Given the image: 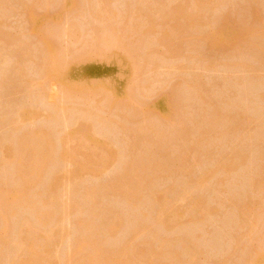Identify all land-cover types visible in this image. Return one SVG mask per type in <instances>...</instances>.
I'll return each instance as SVG.
<instances>
[{"label":"rangeland","instance_id":"obj_1","mask_svg":"<svg viewBox=\"0 0 264 264\" xmlns=\"http://www.w3.org/2000/svg\"><path fill=\"white\" fill-rule=\"evenodd\" d=\"M0 1H2V2H0L1 3L0 4V34L2 33L6 37V39H3L4 36L2 37V40L0 39V41L2 42L0 44V71H1V73H0V122H1L0 123V144H2V145H3V143H5L3 141H8L10 136H11V140L15 139L13 142L16 143L15 141L17 140L18 136H21L23 134L33 132L35 130H39L42 128H43V130L45 129L49 134L52 133L50 135L53 138L54 137L56 138V136H58V132L61 130V128L66 127L65 125H62V124L59 126L57 123V120L55 121L57 123L56 125H53L54 122L51 123L53 120L51 122H47L46 120H43L44 118L45 119L47 118V120L49 118L46 116L48 111H47V113L45 111L47 109V108L45 109V107H48V106H46V105L43 106L44 104L42 105V103L49 104V106L51 104L53 106L54 105L57 106L58 104L61 103V102L59 103V101H61L62 99H63L62 100L63 104H65V102H66V101L64 102V97L62 98L61 89L56 82L46 81V83L44 84L42 77H40L41 76L40 73L42 72L41 67L43 64H45V55H44L45 52L43 51L44 50L43 42L46 39L51 41L52 50L56 54H60V55H58V56H61L60 61L66 60V62L72 61L73 63H77L76 56H79V54H82L83 51L85 52V50H88L90 42H93L92 39H90V38L92 37V35L94 33L96 34L97 27L99 29L101 28V26H102L101 23H103V25L105 24L104 25L105 27H106V24H108L107 29L104 28V26H103L104 31H107V33L110 32L112 28L117 27V28H120L119 30H121V32H120L118 29L117 30L115 29L116 31L119 32L118 35L120 33L125 35L124 34V33H126V32H124L125 31V25L127 26L126 29L128 30V29H130V27L132 29V23L133 22L137 21L136 24L134 23L135 26L140 22V20L142 21L140 23L148 24V22L146 20L149 21V20H151V18H154V19H152L153 21H151L152 23L149 22L151 32L149 30L148 35H149V33H150V35L148 37V35L146 33L147 39L144 40V41H146L144 43H147V42H149V43H147V45H144L143 41H141L143 43V44L141 43L143 45V47H141V48H143V49L139 50V49H137L138 45L135 46V44L138 41H140V40H142V38H144L143 35H142V38H141V36H138V37H135V36L132 37L131 36L130 37L131 40L129 39V42L131 41L132 44L135 43L134 45H132V46L129 45V46L134 47V48L136 47L135 49L139 52L141 51V53H143V54L146 53L147 50H148V52L150 49L152 50V52H151L152 55L150 54V52H149V54L147 53V55L145 54L144 56H143V54H141V56H142L141 57V64L144 63V62H142L143 60L146 61L147 59L150 58L148 61H146L145 64H143V66L141 68V71H143V73L142 74H141V72L138 73L139 78L142 80V82H144L145 80L147 82H149V83H147L145 81L147 84H144L145 82L143 83L144 86L149 85V87L146 86V87L142 88L145 91L144 94L142 92L143 90L140 89L141 94L144 95L143 97H142V95L139 94L140 90L138 93L139 95L136 94L137 97L136 96L131 97V101H129V102L124 101V97L122 95L121 96L118 95L115 98L114 104H112V106L107 105L108 103H104L105 101L101 102L100 103L101 105H99V107H102V108H100L99 111L97 110L98 109L97 107H96V109L93 107L94 103H95V101L93 103V100H96V98H93V99L90 97H88L86 99L81 98V101L84 103V104L82 103L83 108L80 107V105H81L80 103H79L80 105L79 104L77 105V103L74 104L75 101L80 102V100H77L78 98H73V99H75L74 101L70 100V99H69L70 101H68V102L73 101V103H70V105H73L72 107H74L75 109L84 110L85 109L84 106L85 107L89 106V107H87L88 109H86L89 112L92 113V111H93V113L95 115L97 113H99V114L101 113L103 118H104V116L105 117L110 116L112 118H109L108 120L114 119L115 121H117V123H115L116 125L113 124L115 122L114 120H113V122L109 121L112 123L111 125L108 126V127L111 126L110 127L111 129L110 128L108 129V127L107 128L103 127V130H101L102 126L103 125L105 126V124H103L104 122H102V119H100V121H101L100 123H102L103 125L100 126L99 127L100 130L97 131V129H98L97 125L98 126L101 125L99 123V116L97 114L96 117L98 116V122L96 119H94V120L98 124L95 125L96 122L93 123L94 120H93V122H91L92 118L90 119V122L93 123L95 127H97L96 132L93 133L92 131L94 130V128L91 129L92 124L90 125L87 122L82 123L80 121H76V122L74 121L75 122V124H74V122L72 123L69 121L70 119L73 120V118H71V117H69V119L66 118V120L68 119L67 121L61 120V123L63 121V122H65V124H67V128L69 127L68 129L66 128L67 129L66 132H68L71 137L74 136L72 138L73 140H74V138H76L78 136V134L84 135L86 132L88 133V130H91L89 132H92V135H93L92 137L94 139L91 142H86V143H84V145L82 143H80L79 147L82 145L81 146L82 148L80 147L78 153H76V157L78 155L77 160L78 161L80 160V162H82V161H85L84 159H86V161H88L89 156H90L91 159H93L94 161L96 160V162H98L101 158H104V156L101 153L103 151H105V149L103 150V148L101 146H99V143H97L99 140V137L103 136L104 134H106V136H103V137H105L106 141H108L107 142L108 145H109V142H111L110 143L111 147L116 146L117 148L116 147H114V148L119 149L120 153L118 152V154H116L115 149H112L111 147H109L110 151L114 152L113 156L116 154L117 157L120 158L118 155H120V156L122 155L121 157H123L124 159H119L121 162L119 160L117 161V157L116 158L111 157V159L109 158L110 160L107 159L108 162L106 160L105 161L106 163H104V165H105L104 169L105 170L102 172H99V171L93 172L90 170H86V171H82L79 173V176L82 177L81 178L82 181H80L79 182L80 184H78V185H80V186L82 185L83 187H80V186L76 187L77 192H75V195H77V196L72 195V197H73L71 200L72 204L70 206L71 207L70 210H72V212L71 213L69 212V214H70L69 217H71V219L68 217L67 222H69V224L68 225L66 224L65 225L66 227L64 225L63 226L66 229L69 228L68 229L69 232L73 234L76 231V228H75L76 224L73 225L75 222V218H76V220L78 219V217L81 219H87L88 216H91V218L93 217V219H94V220H92L89 217L92 220L91 222L95 223L97 230H99L101 228H104L103 226H98V224L101 225L100 222H101L103 216H104V218H103L104 222L107 221L105 219L106 216L107 217L112 216V215L108 216L109 215L108 209H109L110 213L114 209L118 212V214L119 213L121 214L124 211V215H122V214L121 215L117 214V215L120 216L121 218H123L124 219L123 221L127 220V222H129V225H128V223L126 224L125 222H123L124 227L121 228L122 231L121 230H119V232L116 231V233H114V235H113L114 237L112 236V237L108 238L109 242L108 241L107 242L109 244L106 243L107 247L111 246L110 248H113L114 246L119 245L120 240H121L120 243H122V244H123L124 240L129 241L131 239V237L129 239V236H131V235H128V234H131L130 233L131 230L133 231V229H134L133 226L135 227V224L138 225V224H141V222L143 223V221H145V219L142 218V215H147L148 220H146V222L148 225L147 224L146 225L149 226L151 231H155L158 234V236L161 237V239L163 236L162 240H164V241H166V239L170 240V238H171V242L168 241L169 245L167 243H165L164 251L172 250V252L174 253L176 250H178L181 253L180 259L182 260V262L186 259V257H187L186 260H188V257H190L189 254H187L188 256H186L184 254L189 253L191 251V250L189 251L188 248H186V251H184L185 249L183 250L182 246H184V248H185L186 244L189 246V244L187 242L190 243V241H191L190 249H192L191 248L192 245L195 247L198 246L197 248L193 247V249H192L193 254L198 253L197 250L200 249V250H198L200 252L197 254V257H196L197 259L196 258L194 259L195 260L194 264H220V263L221 264H249L251 258L254 257V254L258 251V249H262L264 247V220H263L264 219V216H263L264 210L262 209L264 207V190H263L264 185H262L264 183V0H214L215 2L217 1L218 4L219 3L221 4V5L219 4L218 6H216L215 2H213V4L216 7L214 5H211L213 0H208V1L202 0L204 2V4L209 2V3H207L208 8H209V6H211V8L213 7V9H214V10L213 9L211 10V8H209V10L204 9V12H203L202 8H200V7H202L201 5H199L200 3L198 5L195 4V2H194L195 0H168V1L163 0L164 1L163 3H162V0H145V1L144 0H142V1L141 0H109V2H108V0H107V2H106V0H104L106 2V4H108V7H106V4L103 2V0H98V1L92 0L93 1V3H91L92 5L89 4L90 3L89 0H84V3L82 2L84 8H83L82 3H81V1H83V0H78V3L80 4V5L78 4V10L77 9H75L76 11L70 10L69 11L70 13L67 12L68 14L64 13L62 18H61L62 21H59V24L54 23L55 25H53V22H51L50 19L43 21L44 24H43V22L41 24V26L42 25L43 26L42 27L40 26L39 30L35 34L32 33V31H31L32 28H31V24L29 21L30 20L29 19L30 14L37 15V16L41 17L42 14L44 15V13H48L51 16L59 9L58 7L61 4L60 0H55V2L58 1L56 3L52 2L53 0L52 1L49 0L50 2L48 0H0ZM99 1H101V3L105 4V6H103V4H102V8L106 7L107 9H109V12L111 10L110 13H112L114 11H115L114 13H116V12L118 13V14L116 13L117 15H115L117 18H114V20L111 19L113 23L111 22V20H110L111 17L108 14L107 15H108V17H110L109 20L111 23H109V20L105 21L106 23H104V20L108 19L107 18V19L103 20V16H104V18L107 17V15L105 16V13L103 16L101 15L102 16L101 19L103 22H101L98 18H97L98 19V22H97L96 19L94 20L95 16H93V15L91 16V9H89V8H93L95 6L94 7L95 10L99 9L100 5H101V4L99 5V3H98ZM202 1L200 0V2H202ZM48 2L50 4H47ZM95 2L98 3L97 6H96L97 3H95ZM192 3H193V5H192ZM56 4H58V5L55 6ZM85 4L87 5L88 8H86ZM93 4H94V6H93ZM163 5L164 6L166 5V6L164 7ZM183 5L187 6L186 9L183 7ZM204 6H207V5L205 4ZM40 7H42V8H40ZM96 7H98V8H96ZM144 7H147L146 10H144L145 9ZM155 7L157 9H155ZM176 7H178V8L183 7L185 9V11L188 9L186 12H184L186 14H190V13L192 14L194 12L195 13L196 12H202L204 17H206V18L209 17V18L208 19L205 18V20L203 18L201 21L202 25L200 23L198 26H196L198 29L193 28V26L191 27V25L190 26L188 24L186 25V23H183L180 20H178L177 18H179V16L177 18H176V16H173V17L170 16V13L172 14V12H173L172 11L173 8H176ZM106 8H104V9H106ZM160 8L161 9H170L171 8L169 10L170 11L169 14L165 13L164 10L163 11L161 10L163 13L160 11L162 14H164V13L167 14L166 15L167 17L170 16L169 19L164 20L167 18L165 16V14L161 17V14H159V12H158L160 10ZM178 8H176V10ZM104 9H102V11ZM142 9L146 12L144 13V11ZM151 9L152 10L155 9L154 11H157L159 9L157 11L158 14H156V12H154L156 15L154 14V16H152V10ZM184 9H183V11H184ZM100 10L101 9H99L97 11H100ZM147 10H150V14H151L150 16L148 15L149 19L147 18L145 20L143 17V20H142L141 17H142V15L144 16V14L146 15ZM141 11H143V12L141 13ZM174 11H175V9H174ZM79 12H80V14H79ZM84 12L87 14H85ZM88 12H90V13H88ZM208 12H211V13L206 14ZM76 13H77V16H76ZM81 13H83V14L81 15ZM123 14H126V15L124 16ZM120 16H122L121 17L122 20H123V16H124V19L127 18V20H125L126 24L124 23L125 22L124 20H123L124 22H122L121 18L119 20L120 22L115 21ZM164 16H165V18H164ZM91 17H93L92 19L94 22L91 20ZM137 18H139V19H137ZM162 18H164V19H162ZM159 19L162 21H160ZM224 19L227 21H225ZM228 20H230V23L228 22ZM154 21H156L154 25H157V23H158V26L153 25ZM164 21H166V22L164 23V26H163L164 28L163 27L162 28L165 31L167 28L168 31L174 33L173 34L174 40L171 39L172 42H170V43L173 44V42H174L173 48H174V46L175 47L178 46L174 49L172 48V50L176 51L178 49L177 53H179V54L177 56L180 57V58L177 57V59H178L177 60L176 55L172 56V57H174L173 59H171L169 56L168 57V59L170 58V61L168 60L169 62L166 59H164L165 61H167V63L164 62L163 57H166L168 55H165L164 52L166 50L164 52H163V50L166 49L165 46H167L168 44L170 45V43H168V44L166 43L167 45L164 46L163 45L164 43H162L163 41L159 37V34L161 36V31H164V30L160 31L159 22H164ZM183 21H184V19H183ZM203 21H205V22L203 23ZM89 22H91V23L89 24ZM225 22H228L231 26H233L232 28H234V29L231 30V32L235 31V34L229 32L228 34L229 35L231 34V35L228 36V34H227V36H226L227 38H224L220 34L221 28L223 27V23H225ZM87 23H88V25H87ZM179 23H183V24L181 25ZM46 24H48V25H46ZM51 24L54 26L53 28H55V29L58 28V29H56V30L54 29V30L50 31L51 27H52ZM66 25H68V26H66ZM91 25H92V30H93V27H96L94 29L95 32L93 34L90 32L91 31ZM121 25L122 26L124 25V27H122ZM175 25L179 29L180 28H182V29H180L179 32H178V30L176 32ZM78 26H80V27H78ZM137 27H139V26H137ZM145 27H147V26H145ZM145 27H144V29H145ZM170 27H171L172 31L170 30ZM62 28H63V30H66V28L68 30L70 28L68 30V31H70V33H73V30L76 32L80 31V38H82L80 40H83L82 43L85 40L86 44H85V42H84V44H82L81 42H79L80 40H78L77 38L76 39L79 43H77V41H75V42H73V44H70V43H72L73 38L76 35L79 36V34L76 33L75 36L73 35L74 37L71 34H69L72 37L71 38L72 40H71L70 38L66 37L67 35L65 36V34H67L69 32L67 31V33H66V31H65V34H64V31L62 30ZM142 28H141V30H143ZM199 28H200V30H199ZM46 29H47V31L49 30L50 33L52 32L50 35H48L49 31H48V33L46 32L48 37H46L47 35H45ZM60 29H61V31H60ZM71 29H72V31H71ZM101 30H102V28H101ZM136 30H134L133 32H130L131 30H128L130 33H126V34H128L127 37L129 35H131V33L134 34V32H136ZM158 30H159V32H158ZM54 31H55V35H57L56 32L58 31L57 36H54ZM122 31H123V33H122ZM138 31L140 32V29ZM138 31H137V34H138ZM59 32L61 34H59ZM112 32H113V30H112ZM180 32L182 33L181 35H179ZM196 32L197 33L200 32V34L197 35ZM141 33H142V31L139 34H141ZM206 33L214 35L213 36L214 37V44L208 45V43L203 41V38L201 36L206 34ZM62 34H64L65 37ZM89 34H91V35H89ZM98 34H99V32H98ZM113 34L114 33L110 32V35H113ZM115 34H117V32H115ZM108 35H109V33H108ZM93 36L96 37L95 35H93ZM156 36H157V38H156ZM13 38H15V40ZM67 38H68V40H70V43L67 40ZM132 38H136L137 41L136 40L133 41ZM170 38H171V36H170ZM10 39H12V40H10ZM86 39L89 41V43H87L88 41ZM9 40H10V42H9ZM127 40L125 42H128ZM3 41H4V43H3ZM12 41H14L15 45H17V46H15L14 43H12ZM159 41H162L161 42L162 44H159ZM7 43L8 44L12 43L11 45L13 47L8 46ZM17 43H19V44H17ZM139 43L140 42H138L137 44H139ZM126 44H128V43H126ZM148 44L151 45L152 48H150L151 46L149 47ZM157 44H159V45H157ZM20 45H22V46L28 45V46L26 48H24V47L19 48V47H22ZM144 46L148 47V48L145 47V49H147L145 52H144V50H145ZM161 47H163V48H161ZM12 48H15L16 50H19V49L24 50L25 49L24 53H22V51L19 50L20 54L22 53L23 57L21 55H19V51H17V53H15V50ZM10 49L12 50V52L14 51V53H12ZM29 49H30V51H28ZM67 51H70V52L68 53ZM80 51H81V53H80ZM161 51L163 52V54L165 56L160 53ZM43 52H44V54H43ZM70 53H71V55H70ZM27 54H28V56H27ZM29 55L31 56V58ZM64 55H65V60H64ZM139 55H140V53H139ZM162 55H163V57H162ZM18 57L19 58L21 57V59H23L25 57L24 59L26 60V62L23 61L24 59L21 60ZM66 57H67V59H66ZM1 58L2 59L5 58L7 64H5V60H3V62H1L2 61ZM142 58H143V60H142ZM159 58L161 61L158 60ZM74 61H76V62H74ZM18 62L19 63L23 62L22 63L23 65L19 64ZM40 62H42L41 65L39 64ZM83 64H81V65L78 64L79 67L80 66L83 67V68L80 67V69H82V70H80L81 72L83 71L84 67H86L88 65H94L95 66L96 64H99V63L95 62V60H92V61L85 62L84 65ZM169 64H170V66H169ZM20 65H22L23 67ZM38 65H40V66L38 67ZM71 65H73V64L71 63ZM75 65H77V64H75ZM145 65H146V67H145ZM21 67H22V69L24 68V70L20 69ZM111 67H113V66H111ZM114 69H112L113 72L112 73L110 72V75H109V77L111 79L108 77L111 80V82H113L114 77L117 76L119 73V72L118 73L115 72L116 70L119 71V69H117L116 66H114ZM21 70L24 72H21ZM39 70H40V72H39ZM74 70H75V72H80L79 68L78 69L75 68ZM19 72L23 73V76H21L22 74L19 76V74H20ZM120 72H121V70H120ZM114 73H116L117 75ZM24 74H25V77H24ZM79 74H81V73H79ZM113 74H114V76H113ZM111 75L113 76V79H112ZM20 77H21V79H20ZM22 78H24V79H22ZM158 79H159V81H157ZM20 80L23 82H21ZM152 80L154 81L155 84L157 83L156 86H158V87H156L155 85H153L154 86L153 87L152 84H154V83H151V85H150V82H152ZM123 81H125V80H123ZM155 81H157V82H155ZM26 82L28 84H26ZM41 84L44 85L45 90L47 87V92L45 91V94H43V95H45V97L47 96L46 102H44L45 101L44 99H46V98L42 94H40ZM159 87L161 89V92L164 91L163 92L164 95L167 94L169 96L168 99L171 102V103L169 102L170 103L169 109L173 108L172 109L173 111L169 110V113L173 114L172 118H174V116H175V119L173 121L171 120L172 115L170 116L171 121L159 122V121H161L160 119L157 121L159 115L156 114V111L152 110V108L150 109V105H152L153 101L155 100V99L151 100L152 98H154L152 96H154L155 93L157 94V91L160 92ZM194 87L199 88V89H195ZM151 88H153V90H151ZM154 88H157V89H154ZM147 90H148V92L150 90V93L151 92H153V93L150 94L147 92ZM154 90H156V91H154ZM198 90H200V91H198ZM119 91L120 90H118V92ZM196 91H198V92H196ZM115 92H116V90H115ZM193 92H195V93H193ZM135 93H137V92H135ZM146 93H147V95H146ZM198 93H200V94H198ZM194 94H195V96H194ZM40 95H41V97H40ZM138 96H141V97H138ZM147 96H150L152 98H149ZM34 97H35V100L38 98L39 101L38 100L34 101ZM60 97L62 98L61 100H60ZM92 97H94V96H92ZM144 97H147L148 99L147 98L144 99ZM198 97H200V98H198ZM42 98H44L43 99L44 101L42 100ZM138 98H139V100H138ZM201 98H202V100H201ZM83 99H84V101H83ZM135 99L137 100V103H136ZM40 100H41V102H40ZM101 100H102V98H101ZM202 101L205 103H203ZM68 102H66V103L68 104ZM98 102H100V101H98ZM240 102H242V103H240ZM122 103H123V105H122ZM19 104L21 106H23V105L27 106V104H28V106L32 105L33 106L32 108H34V109L38 108V111L36 110L37 112H39V111H41V112H40V114L38 113L39 117L37 116L38 118L36 117L37 119L33 120V121H35V123L33 121L26 123V125L20 130L21 132L17 131L18 132V134H17V132L12 130L13 128L10 127L11 125L9 126L10 120L12 119V118L9 119V117H11V116L15 117V112L17 109L15 110L14 108H16L17 105H18L17 108H19V106H20ZM125 104H127V106ZM148 104H149V106H148ZM171 104H173L172 105L173 107L171 106ZM70 105H67V109H68V107L71 108ZM95 105H96V103H95ZM174 105H175V107H174ZM51 106L48 108L50 109ZM96 106H98V105H96ZM124 106L128 107V109H126V107L124 108ZM64 107L66 108V104ZM10 109H12L14 112L13 111L11 112ZM43 109H45V110H43ZM179 110H180V112H179ZM49 113L47 115H49ZM131 113H136V117L132 118L133 116ZM175 114L178 116H176ZM129 115L132 117H130ZM133 115H135V114H133ZM182 115L185 117L182 118ZM124 116L125 117L127 116V117L125 118ZM3 117H5V118H3ZM128 117H130L132 119H129ZM180 117L182 118V120ZM227 117L232 118V119L229 118L230 122L227 119ZM7 118L9 121L7 120ZM100 118H101V116H100ZM184 118H186V119L184 120ZM146 119H150V120H146ZM179 119H180V121H179ZM40 120L42 123L40 122ZM106 120H107V118H106ZM125 120H130V121L131 120H133V121L137 120L135 122H138L139 125L136 123L134 124L133 121L132 122L127 121L125 123H127V124L130 123V125L132 124L131 126H128L124 123ZM59 121L60 120H58V122ZM103 121H105V120H103ZM144 121H145V124H144ZM149 121H150L149 125L151 124L150 126H152L153 128L155 126V128H157L158 130H156L154 128L153 130L151 129L152 130L151 132H149V129L147 130L144 127V126L148 125ZM77 122H78V124H76ZM106 122L107 121H105V123ZM152 122L155 124L153 125ZM185 122H186V124H185ZM49 123L53 126H51ZM158 123H160L162 125L161 126L159 124V126H161L160 128L158 126ZM5 124H7L8 126H6ZM117 124L121 125V126L119 125L121 127V129H116ZM87 125H89L88 128H86ZM184 125H186V126L184 127ZM238 125H239V127H237ZM119 126H117V127L119 128ZM138 126H140V127H138ZM234 126L236 128V131H234L235 130ZM46 127H47V129H46ZM52 127H55L56 129H54ZM112 127H113V129H112ZM122 127H125V129L127 128V130H125L124 128L122 129ZM133 127L134 128L136 127L135 130H137V127L140 130L142 128H145L146 132L143 129V130H141V132H139V134L137 133L138 138L136 136L134 137V135L132 133L134 131V130H132ZM182 127H184V128H182ZM7 128H9V129H7ZM57 128H59L60 130ZM162 128H165V130ZM176 128H179V130H181V128H182V130L178 131V129L176 130ZM104 129H105V132H104ZM171 129L173 131L175 129V131L173 132V134L175 133L174 135L172 134ZM129 130L132 132H129ZM154 130H155V132H154ZM99 131H101V132H99ZM156 131H159L160 137H156ZM223 131H225V133H223ZM75 132H77L78 134ZM97 132L100 133V136H98L99 133L97 134ZM136 132H138V131H136ZM152 132L155 133L154 134L155 137L153 135L151 136L152 139H154V141H153L154 143L150 142L152 140H151V137H149L150 135H148L149 133H152ZM176 132L178 134H180V137L177 135ZM179 132H182V133H179ZM12 133L14 136L11 135ZM74 133H75V135H77L76 137H75ZM101 133H103V135H101ZM163 133H165V134H163ZM220 133H222V135ZM94 134H97V136ZM161 134H163L164 136L167 134V136H165V138H164V136L162 135L163 138H161ZM15 135H17V136H15ZM145 135H148V138L150 139L148 141V143H147L148 138L144 137ZM175 135H177L175 137L176 140L174 138L172 139V137H174ZM7 136H9V137H7ZM222 136H223V138H222ZM80 137L82 138V136H80ZM4 138H5V140H4ZM81 138H79V141H77L78 139L77 140L75 139L77 144H79V142H81V140H80ZM155 138H158L159 140L155 139ZM164 139L165 140L167 139L168 142L164 141ZM156 140L159 142H158V144L156 143V145H155V146H157V148L154 146L155 148L153 149L152 146H153V144H155ZM177 140H179L180 143H178ZM9 141H10V139H9ZM171 141L172 142L175 141V142L173 143V145L171 144L173 147L170 146L171 148H169L168 146L170 145ZM204 141H206V142H204ZM8 142H6L7 145L12 144V146H13V144H14L13 142L10 141L9 144H8ZM76 142H74V144ZM83 142H85V141H83ZM162 142L163 143L167 142V143H165L166 145L164 144L165 147L163 146V148H166L165 150L162 148V146L159 147L161 144L163 145ZM150 143H152L151 144L152 148L149 147ZM95 144L98 145V147L102 148V150L100 148H98ZM167 144H168V146H167ZM4 145H6V144H4ZM210 145H212V146H210ZM178 146H179V148H177ZM148 148H151L152 151H149V150L146 151L145 150ZM160 148H162L163 150L160 151L159 150ZM183 148L185 151L183 150ZM198 148H200V149L203 148V149L200 150ZM155 149H156V153H159V154L155 153L157 159H155V157H154L155 154L153 156ZM179 149L181 152L183 150L182 153H186V155H185L186 158L183 157L184 159L181 160L183 162L179 161L180 152H177V154H179L177 157H176L177 154H174L177 150L179 151ZM207 149H208V151H207ZM166 150H167V154L165 153ZM169 150H170V152H172L171 154H173V156L175 155L174 157L177 158L176 162L175 161L172 162V160L175 158L173 157V159H172V155L170 154ZM1 151L2 150L0 149V154H1ZM143 151L145 153H143ZM148 151L150 152V154H152L153 158L148 153ZM159 151L160 152L164 151L163 152L164 155L170 156V157L166 156V160L167 161L169 160V163H171V165L167 161H165V159H163L165 157L163 154H160ZM76 152H77V150H76ZM124 152L126 154L128 152V154H127L128 156ZM202 152L206 153V154L204 155V154H202ZM146 153L149 155H146ZM92 154H94L96 156L93 158L91 156ZM209 154H210V156H209ZM143 155H146V157H144L145 161L147 158L149 159V156L151 157V160L154 159L153 162L151 161L152 164L154 165V167H153V165L150 166L151 163L147 164V161L146 162L143 161V162L139 163V166L140 167L142 166L141 163H144V164L146 163L145 168H147V165H149V168L147 170L145 168H143L144 166H142V169L136 168L139 160H142ZM98 156L99 157L101 156V157L99 158ZM182 156H184V154H182L180 157H182ZM196 156H198V157H196ZM200 156H201V158H200ZM208 156L210 159L208 158ZM86 157H88V159ZM126 157H128L131 161ZM95 158H99V159H95ZM139 158H141V159H139ZM199 158H200V160H199ZM91 159H89V160L93 161ZM0 160H1V158H0ZM90 161H89V163H90ZM132 161L134 164L131 163ZM135 161H137V162H135ZM156 161L157 162L159 161L160 163L159 162L157 163ZM197 161H198V163H197ZM200 161H202V162H200ZM96 162H93V163H96ZM101 162H103V160ZM204 162L206 163V165H204ZM156 163L158 164V167H160L163 164L162 167H160V168L163 169V172L165 171L164 173H161L160 177L157 174L158 175L157 176L158 177L157 182H156V180H154V179H156V176L151 177L153 174V170L155 169V165H157ZM172 163H174V165L176 167L172 166ZM180 163H182V164H180ZM123 164L125 165V167H126V164H127V167L129 164H132L131 167H130V165L128 167L130 171H132V169L135 168L134 172L130 173V178L135 181L134 183L138 182L136 188H137V190H139L138 193L140 195H143V196H140V199L141 198L142 199H141V201L139 200L140 202L137 204L138 206L137 207L133 206L136 209L132 208L131 207L132 205L130 206V204L127 203L125 201L126 199H123L122 196L121 197L116 196L117 194L114 195V193H116V192H113V191H110L113 193L108 192L110 195H112L111 197H109L110 195L108 193L105 192V194H104V192H103L104 188L102 189L103 186L105 187V185L108 186V185L112 184L113 180H114V182H116L115 178H116V180H118V178H120V176H121L120 179L123 178L122 172L125 173V171H127V170L124 171V165ZM135 164H136V166H135ZM165 164H166V166H165ZM219 164H221V165L224 164V166L226 164H228V165L232 166L233 171L231 168V170H230L231 172L225 173L226 175L221 174L222 172L224 173V171L219 170V169L224 167V166L218 167ZM8 165H11V164L10 163L7 164L6 165L7 169L6 170L4 169L5 171L3 170L2 172L5 174L4 176L9 178L8 180H11V179H13V176H14L13 174L16 171V167H12L13 164L11 166H8ZM52 165L53 166H51V164H50L47 167L49 172L46 169V172L41 179V182L44 181V183L45 182L46 183L45 184L44 183L43 184L42 183L36 184L37 186L35 185L36 186L35 191L39 192L38 189L43 190V187H44V191H45L46 186L50 184V183L48 184L47 182H51V179H52L51 175L54 174L56 172V170L58 169L57 164L53 163ZM180 165H181V167L178 169V166H180ZM214 165L219 168L217 173L215 175H213L214 177L211 176V174L206 175L208 170L214 169V167H215ZM233 165H235V166L233 167ZM66 166L71 167V168L67 167V169L70 170V171L67 170L69 173H72L74 171L73 169L75 168V166L72 163H70L69 165H66ZM168 166H169V168H168ZM196 166H200L201 168L200 167L197 168ZM205 166H208L207 167L208 170L206 169ZM50 167H52V168H50ZM127 167H126V169H128ZM150 167H151V169H150ZM158 167L156 166V168H157L156 170L159 169ZM170 167H172V168L170 169ZM209 167H210V169H209ZM227 167H229V166H227ZM9 168H10V170H9ZM53 168H55V169H53ZM65 168H64V170H65ZM166 168H168V169H166ZM175 168H176V172H175ZM149 169H150V171H148ZM235 169H236V171H234ZM13 170H14V172H13ZM141 170H145L144 173L147 172L148 175H150V173H152L150 176L147 175L148 178L151 177L150 180L148 178H146V179H148L147 181H151V183H149V184L148 183H145V184L142 183L141 185H143V186H140V183H139L140 177L142 176V173H143ZM160 170L158 172L159 174H160ZM170 170H173L174 174H170L169 173ZM67 171L65 173H68ZM137 171H141L142 173L137 172ZM203 171H206V173L204 172V174L206 175V176H204L205 181L203 180L204 182L197 187L194 186L195 188L192 187L193 183H190L189 180L190 181H191V179L194 180L198 176L203 175L202 174ZM148 172H150V173H148ZM173 172L171 171V173H173ZM219 172H220V174H219ZM133 173L136 176V177L134 176V178H133ZM136 173H141V174L138 177ZM167 173L170 175H168ZM46 174H48V175H46ZM163 174H165L163 176L164 178L162 177ZM65 175L66 174H64L63 176H65ZM154 175H156V173H154ZM0 177H2V175H0ZM80 177H79V179H80ZM137 177H138L139 181H138ZM143 177L144 178L146 177L145 174L142 176V179H143ZM159 178L161 180L158 181ZM166 179H168V180H166ZM218 179H220V180H218ZM193 180H192V182H194ZM221 181H222V183H221ZM154 182H156V183L154 184ZM38 183H39V181H38ZM107 183H109V184H107ZM184 183H186V185ZM260 183L262 186L259 185ZM170 184H172V185H170ZM38 185L43 186V187L40 188V186H38ZM63 185H64L63 187H65V191H66V187H68V189L70 188L69 187L70 185H69L68 181H66V180L63 183ZM153 185H155V186H153ZM180 185H183L184 187L186 186V188L188 185L189 189L192 187L191 190H188L189 191L188 193H189V196H191V194H192L193 197H191V199H190V197H188L187 199L185 198L186 202H184V199H181L182 202L178 201L174 204L173 210L175 211L176 209H179V210L181 209L180 211L182 212L183 217L182 218L180 217L178 220L176 219L177 221L175 219H170L171 220L170 225L172 226L171 229L169 228V225H168L167 230H165V232H162V231H164L163 226H161L163 229H161L162 231H160L159 228H161V227L156 225L155 223H154L155 225L153 224V221H154L153 219L155 217V216L153 217V212H156L157 208L154 207V204H152L154 201L153 199H151L152 195L153 194L160 195L161 193H166L167 191H165V190L166 189L168 190V188L172 187V188H170L171 190L169 189L170 192H168V194H167V196L170 195L169 196L170 198L169 197L168 198L170 200H172L171 198L173 197V195H174V197H176V196H178L176 193H181L180 188L182 189V186H180ZM255 185H258L260 188L258 186L256 187ZM96 186H98V188H97V194L95 195V197L93 196V199H92L93 205H94L93 208L94 207L96 208V209L94 208V211H96L98 209V211H96V213L99 216H100V213L102 210L104 212L107 211L106 213H103L102 218L99 216L96 217L94 215V213H93V216H92V213L90 215V212L87 211V210H89L87 207L90 206L91 204H89L90 202L88 200H86V202H85L84 197L82 195V192L84 194L86 189H89L90 187L96 188ZM100 186H102V187H100ZM144 186H147V187H144ZM179 186H180V188H179ZM184 187H183V189H184ZM99 188H101L102 190ZM83 189H85V190H83ZM106 189L107 188H105V190ZM183 189H182V191L185 190V189L184 190ZM42 190H40V192H44ZM99 190H101L102 193H100ZM155 190H156V192H155ZM107 191H109V190H107ZM150 191H153V192L150 193ZM98 192H99V194H98ZM107 194H108V196L105 197ZM161 195H163V194H161ZM150 196H151V198H150ZM167 196H165V197H167ZM196 197L198 199H195ZM202 198H204L205 200ZM192 199H194V200H192ZM200 199L204 200L202 205L204 208H207V211L205 210V212L201 211L203 208L200 206L199 207L194 206V208H193L192 203L189 202L191 200H192L191 202H194L195 200L199 201ZM149 201H151V203ZM98 203L103 205V209H102V206L99 207L100 205ZM144 203H145V205H144ZM154 203L156 206L157 205L156 202H154ZM141 204H143L145 207L148 204L147 205L148 208L147 207L145 208ZM84 205H86L85 207L87 208V210L85 209V212H83V210H84L83 206ZM104 205L105 206L107 205L106 206L107 209L104 208ZM175 205H177V207L179 206L181 208H176ZM110 206H111V208H110ZM189 206L192 208H190ZM242 206H244L245 208H243ZM138 207L140 210L138 209ZM142 207H144L143 210H141ZM195 207L197 209H195ZM238 207H240V208L242 207L243 210L238 211L240 209ZM112 208H114V209H112ZM186 208H187V210L189 208V210H188L189 212L186 210ZM100 209H102V210H100ZM104 209H106V211ZM129 209H130V211H129ZM145 209H147V210H145ZM152 209L156 210V211L151 212V215H150L149 211L150 210L152 211ZM183 209H185V210H183ZM114 211H112L113 215H114ZM29 212H30V214H29ZM134 212H135V214H134ZM239 212H240V214H242V215H240L241 217H244L245 215L247 217L245 216L244 217L245 219L241 218L239 216ZM23 213L26 215L24 216ZM87 213H88V215H87ZM170 213H169L168 217L172 218L173 216H172V214L170 215ZM258 213H260V216L257 215ZM21 214H23L22 217L24 216V218L28 217L27 219L31 222L30 224L33 225L32 224V221H34L33 220V212L31 210L26 211V213L21 212ZM128 214H131V215H128ZM204 214H205V216H204ZM243 214H244V216H243ZM253 215H256V217L259 218L258 222L261 221L260 218L262 219L263 222L261 221L262 222L261 224L257 223L258 226L255 223V227L252 229V231H250L249 230V226H250L249 223L253 222V221H251V217ZM149 216H151L153 219H151V217H149ZM262 216H263V218H262ZM254 217H253V219H256V217L255 218ZM236 218L238 221L236 220ZM246 218H247V220H246ZM233 219H235V220L233 221ZM242 219L246 220V221H244L246 223H248V219L250 220V222L248 224L245 223L246 226H248L247 229H245L246 227L245 228L243 227L242 223H244V222H242L243 221ZM141 220H143V221H141ZM13 221H14V219H13ZM226 221L228 223L230 221H232V222H230L231 224L230 223L228 224ZM104 222L102 223L103 225H105V223H106V222L105 223ZM174 222H176V223H174ZM191 222H193V223H191ZM13 223H15V221L14 222L10 221L11 225L9 224V226L10 227L13 226L11 229L16 230V228H15L16 224L14 225ZM149 223H151V224H149ZM131 224L132 225L134 224V225L132 226ZM143 224H141V225H143ZM152 224L154 227L152 226ZM95 225H94V227H95ZM150 225H151V227H150ZM36 226L37 225L35 224V227ZM10 227L8 228L9 231L7 233H8V235L12 236L11 234H14L12 232H15V230L14 231L10 230ZM130 227L133 229H131ZM156 227H158V228H156ZM222 227L225 228L226 232H224L225 230H223ZM70 228H72V229H70ZM242 228H244L245 230H243ZM99 231L100 232H98V231L97 232L99 234L101 233L100 235L104 237L103 230L101 229ZM125 231H128L129 233L128 232L125 233ZM173 231H175V234ZM159 232L161 234L162 233L163 234L161 235ZM171 233H172L173 237H171ZM227 233H228V235H226ZM76 234L75 233L73 234L74 237L72 235L73 241H74L75 236L77 237ZM181 234L182 235L184 234L183 235L184 238ZM100 235H99V237H100ZM121 235H122V238H120ZM140 235L141 236H138L135 240L133 239L134 241L132 240V242H134V243L137 240L136 244L132 243V247H134V249H137V250L139 249L138 250L139 251L138 256H140V254H142L144 252L147 253V249H148L147 245L151 242L153 244V241H155L154 239L150 238L151 236L148 235V233H147L148 237L146 235V238L147 239L150 238L153 241H150V239H148V241H149L148 242L147 239L145 238L144 234H140ZM169 235H170V237H169ZM117 236H118V239H117ZM126 236H128V238ZM165 236H166V238H164ZM179 236H181V237H179ZM187 236L190 240L186 239ZM115 237H116V240L114 241L113 239H115ZM178 237L180 238L179 240H181L183 238L181 240L182 243H180V241H176V239ZM216 237H218L219 240L216 239ZM231 237H232V239H230ZM192 239H194V240L192 241ZM236 240H238V242ZM234 242H236V243L234 244ZM174 243H175V245H177L176 246L177 248L175 247ZM192 243H194V244H192ZM229 243L230 244L232 243L231 244L232 247H230L231 245ZM152 244H150L149 249H151V247H153V246H154V248L156 247V242H155V245L154 244L152 245ZM170 245H172V246L170 247ZM67 246H69V244L66 245V243L65 244L63 243L60 247L59 246L57 247V248H62V249H58L59 252L61 251L60 254L61 253L63 255L66 254L63 251L68 250V249H66ZM166 246H167V248L169 247V249L170 248L171 249L170 250L166 249ZM71 248H69V250H70L69 253L72 255V252L74 249L72 248V251H71ZM87 249H88V247H87ZM143 250H144V252L141 253L140 251H143ZM194 250H195V253H194ZM222 250H224V251H222ZM7 251L3 252V253L0 252V254H1L0 257H2V260L4 258H6V256H7V258H6L7 261H8V259L11 258L12 253L10 251H8L9 253H7ZM178 251H176V252H178ZM201 252H202V254L203 253L204 254L202 255ZM62 254L60 256H62ZM74 254L76 255V252ZM199 254L202 256H200ZM8 255L10 256V258H8L9 257ZM20 255H22V254H20ZM165 255L167 256L168 252ZM77 256L80 258L79 255H77ZM77 256H75L76 259L78 258ZM145 256L146 257L150 256V257H149V259H147V258L145 259ZM145 256H143V258L141 256V259L138 258V261L141 260V262L139 261L140 264H144L145 262L146 263L151 262L154 264V261L152 259V254L150 255V253H148L147 255L145 254ZM153 256H154V254H153ZM166 256L163 259H165ZM169 256H172L171 260H173V259H175V261H177V259L179 260V257L178 258L176 257L177 259L174 258V255H172V253L170 254V252H169ZM169 256H167L168 259L166 261L169 260ZM182 256H184V260H183ZM63 257L65 258L66 256H62V258ZM67 257H69V255ZM153 258L157 259L156 256H154ZM6 259H4L3 261H1V259H0V263L1 264L6 263ZM151 259L153 262L151 261ZM181 260H179V261H181ZM186 260H185V262H186ZM73 261H74V259H73ZM222 261L223 262L225 261V262L223 263ZM168 262H170V260ZM173 262H170V263L173 264ZM155 263H156V261H155ZM177 263H178V261H177ZM188 264H190V262H188ZM191 264H193V262Z\"/></svg>","mask_w":264,"mask_h":264},{"label":"bare ground","instance_id":"obj_2","mask_svg":"<svg viewBox=\"0 0 264 264\" xmlns=\"http://www.w3.org/2000/svg\"><path fill=\"white\" fill-rule=\"evenodd\" d=\"M49 1V0H48ZM52 1V0H51ZM92 0H89V4H91V3H93V1L91 2ZM94 1H96V0H94ZM98 1V0H97ZM142 1V0H141ZM145 1V0H144ZM166 1V0H165ZM168 1V0H167ZM202 1V0H201ZM208 1V0H207ZM0 2H2V1H0ZM50 2V1H49ZM47 3V4H50V3ZM52 2H55V0H53ZM56 2H58V1H56ZM55 2V3H56ZM60 2H61V4H60V6L58 7L59 9L53 14V15H49L48 13H44V15L42 14V16L40 17V16H37V15H32V14H30V24H31V28H32V33H36L38 30H39V28H40V26H41V24H42V22L43 21H46L47 19H50L51 20V22H53V25H55V24H59V21H62V16H63V14L65 13V14H68L67 12H69L70 10L72 11V10H74V11H76L75 9H77L78 10V0H60ZM59 2V3H60ZM84 3V0L83 1H81V3ZM103 2L106 4V2H107V0H106V2L103 0ZM108 2H109V0H108ZM164 1L162 0V3H163ZM195 2V4L196 5H198L199 3V5H201L202 7H200V8H202V10H203V12H204V9H207V10H209V8H211V6H209V8H208V4L207 3H209V2H207V3H205L207 6H204L205 4H204V2L202 3V2H200V0H195L194 1ZM213 2H215L214 0L212 1V4L211 5H214L213 4ZM223 2V1H222ZM83 3H82V6H83ZM86 3V2H85ZM95 3H97V2H95ZM99 3V5H100V8L99 9H101L100 11H97V10H99V9H94V4H93V8H89V9H91V16L93 15V16H95V18H94V20L96 19V21L98 22V19L101 21V22H103L102 21V16L104 15V13H105V16L108 14V15H110V17H108V15H107V17H105L104 18V16H103V20L104 19H107V20H104V23H106L105 21H108L109 20V18H110V20L111 19H113L114 20V18H117L115 15H117L116 13H114V12H112V13H110L111 12V10H110V12H109V9H107L106 7H108V4H106V7H103L102 8V4H103V6H105V4L104 3H101V1H99L98 2ZM98 3L96 4V6L98 5ZM166 3V2H165ZM164 3V4H165ZM1 4V3H0ZM54 4V3H53ZM87 4V3H86ZM85 4V5H86ZM167 4V3H166ZM194 4V5H195ZM220 4V3H219ZM218 3H217V1L215 2V5L216 6H218L219 5ZM3 5V4H2ZM58 4H56L55 6H57ZM80 5V4H79ZM92 5V4H91ZM160 5V4H159ZM192 5H193V3H192ZM214 5V6H215ZM221 5V4H220ZM89 6V5H88ZM164 6V5H163ZM166 6V5H165ZM164 6V7H165ZM215 6V7H216ZM91 7V6H90ZM158 7V6H157ZM160 7V6H159ZM183 7L186 9V5L184 6L183 5ZM183 7H181V8H178V7H176V8H178L177 10H176V8H173V12H172V14L170 13V16H176V18L179 16V18H177L178 20H180L181 22H183V23H186V25L188 24L189 26L191 25V27L193 26V28H197L196 26H198L200 23H201V21H202V19L204 18V20H205V18L206 17H204V15H203V13L202 12H194V13H190V14H186V13H184V12H186L185 11V9L183 8ZM214 7V8H215ZM30 8V7H29ZM40 8H42V7H40ZM83 8H84V6H83ZM86 8H88L87 7V5H86ZM96 8H98V7H96ZM104 8H106V9H104ZM145 8V9H144ZM143 9L144 10H146V8L147 7H144ZM163 8V7H162ZM169 8V7H168ZM184 9V11H183V9ZM28 9V8H27ZM93 9V10H92ZM102 9H104L103 11H102ZM142 9V10H143ZM155 9H157L156 7H155ZM154 9V10H155ZM171 9V8H170ZM170 9H161L160 8V10L158 11L159 12V14H161V17L165 14V13H168L169 14V10ZM174 9H175V11H174ZM213 9V7L211 8V10ZM216 9V8H215ZM83 10V9H82ZM87 10V9H86ZM143 10V11H144ZM152 10V9H151ZM154 10H152V16H154V12H156V14H158V12L157 11H154ZM164 10V14H162L163 12L162 11ZM214 10V9H213ZM90 11V10H89ZM143 11H141V13L143 12ZM149 11V12H148ZM162 13H161V12ZM168 11V12H167ZM206 11V10H205ZM45 12V11H44ZM128 12V11H127ZM126 12V13H127ZM146 11H144V13H145ZM70 13V12H69ZM85 13V12H84ZM88 13H90V12H88ZM143 13V14H144ZM148 13V14H147ZM147 13H146V15L144 14V16L142 15V20H143V17H144V19L146 20L147 18L149 19V17H148V15L150 16L151 14H150V10H147ZM188 13V12H187ZM209 13H211V12H208V13H206V14H209ZM73 14V13H72ZM79 14H80V12H79ZM83 13H81V15H82ZM85 14H87V13H85ZM84 14V15H85ZM112 14V15H111ZM121 14V13H120ZM155 14V15H156ZM102 15V16H101ZM115 17H114V16ZM124 16L126 15V14H123ZM167 14H165V16H166ZM67 16V15H66ZM76 16H77V13H76ZM86 16V15H85ZM84 16V17H85ZM89 16V15H88ZM124 16H123V20L125 21V20H127V18L126 19H124ZM141 16V15H140ZM151 16V17H152ZM165 16H164V18H165ZM170 16L169 17H167L166 19H164V18H162V19H164V20H167V19H169L170 18ZM73 17V16H72ZM100 17V18H99ZM113 17V18H112ZM122 16H120V17H118V19L117 20H115V21H119L120 20V18H121ZM139 17V16H138ZM77 18V17H76ZM93 17H91V20L93 21V19H92ZM98 18V19H97ZM140 18V19H141ZM182 18V19H181ZM209 18V17H208ZM208 18H206V19H208ZM64 19V18H63ZM137 19H139V18H137ZM152 19H154V18H151V20H146L147 22H148V24H145V23H140V22H142L141 20H140V22L135 26V24H136V22H133L132 23V29H131V27H130V29H128V30H131L130 32H133L134 30H136V32H134V34H132L131 33V35H129L128 37H127V35L128 34H126V33H130L126 28H127V26L125 25L126 24V21L124 22L123 20H122V18H121V20H122V22H124L123 24L125 25V31L124 32H126V33H124L125 35H123V34H119L118 35V31H116L117 29L119 30L120 28H112L111 29V33H114L113 35H110V32H108L109 33V35H108V33H107V31H104V29H103V26L105 25H103V23H101V28H102V30H101V28L99 29L98 27H97V29H96V34L94 33L95 32V28L96 27H93V30H92V25H91V33L93 34V35H95L96 37H94L93 35H92V37L90 38V39H92V41L93 42H90V45H89V48H88V50H85V52L83 51V53L82 54H79V56H76V61H77V63H73L72 61L71 62H66V60H65V55H64V60L65 61H60V58H61V56H58V55H60V54H56L53 50H52V45H51V41H49V40H45L44 42H43V47H44V52H45V54H44V52H43V54L45 55V64H43L42 65V72L40 73L41 74V76L40 77H42V80L44 81V84L46 83V81H54V82H56L58 85H59V87H60V89H61V96H62V98L64 97V102L66 101V102H68V101H70V100H75V99H73V98H78L77 100H80V102H77V101H75L74 102V104L75 103H77V105L79 104L80 105V107H82L83 108V105H82V101H81V98H84V99H86V98H88V97H90V98H96V100H93V103H94V101H95V103H96V105H98V106H96L95 105V103H94V108L96 109V107L98 108L97 110L99 111V109L100 108H102V107H99V105H101L100 103L101 102H103V101H105L104 103H108L107 105H111L112 106V104H114V101H115V98L118 96V95H122L123 97H124V101H126V102H129V101H131V97H135L136 96V94L137 95H142L141 94V90L140 89H142L143 87H146L147 85H145L144 86V84H147V83H149V82H147L146 80V82L144 83V82H142V80L139 78V75H138V73H140L141 72V74L143 73V71H141V68H142V66H143V64H145L146 63V61H148L149 59H145L146 61H144L143 60V58H142V62H144V63H142L141 64V54H143V53H141V51L139 52V51H137L134 47H131L132 45H134V44H132V42L130 43L129 42V39H130V37L132 36H135V37H138V36H141V38H142V35L144 36V38H142V40H140V41H138V42H140L139 44H135V46H137L138 45V48L137 49H139V50H141V49H143V48H141V47H143V43L144 42H146V41H144L145 39H147L146 37V33H147V35H148V31L150 30V26H149V22L150 23H152L151 21H153ZM161 19V18H160ZM159 19V20H160ZM172 19V18H171ZM183 19H184V21H183ZM228 19V18H227ZM71 20V19H70ZM88 20V19H87ZM90 20V21H91ZM110 20H109V23H111L112 22V20H111V22H110ZM144 20V21H145ZM225 20V19H224ZM89 21V20H88ZM143 21V22H144ZM160 21H162V20H160ZM207 21V20H206ZM225 21H227V20H225ZM50 22V21H49ZM68 22V21H67ZM94 22V21H93ZM92 22V23H93ZM120 22V21H119ZM155 22L156 21H154L153 22V25L155 24ZM166 21H164V22H159V25H160V31L161 30H164L163 28V26H164V23H165ZM205 21H203V23H204ZM208 22V21H207ZM228 22L230 23V20H228ZM228 22H225V23H223V27L221 28V35L224 37V38H227L226 36H227V34L229 33V32H231V30H233L234 28H232L233 26H231ZM55 23V24H54ZM62 23V22H61ZM69 23V22H68ZM91 22H89V24H90ZM113 23V22H112ZM135 23V24H134ZM163 25H162V24ZM183 23H179V24H183ZM43 24H44V22H43ZM67 24V23H66ZM96 24V23H95ZM117 24V23H116ZM120 24V23H119ZM144 24V25H143ZM46 25H48V24H46ZM52 25V24H51ZM52 25V27H51V30L50 31H52V30H54L55 28H53L54 26ZM69 25V24H68ZM68 25H66V26H68ZM73 25V24H72ZM87 25H88V23H87ZM124 25L122 26V27H124ZM185 25V24H184ZM201 25H202V23H201ZM43 26V25H42ZM41 26V27H42ZM57 26V25H56ZM75 26V25H74ZM94 26V25H93ZM134 26V27H133ZM137 26H139V27H137ZM141 26V27H140ZM145 26H147V27H145ZM152 26V25H151ZM154 26H158V23H157V25H154ZM47 27V26H46ZM50 27V26H49ZM78 27H80V26H78ZM89 27V26H88ZM143 27V28H142ZM144 27H145V29H144ZM163 27V28H162ZM53 28V29H52ZM68 28V27H67ZM67 28H66V30H63V28H62V30L64 31V34H65V31H66V33H67V31L70 29H68L67 30ZM104 28H108V24H106V27L104 26ZM110 28V27H109ZM141 28L143 29V30H141ZM45 29V28H44ZM56 29H58V28H56ZM55 29V30H56ZM116 29V30H115ZM134 29V30H133ZM140 29V32L142 31V33L141 34H139L140 32L138 31ZM175 29H176V32H177V30H178V32L180 31V29H182V28H178L176 25H175ZM198 29V28H197ZM48 30V31H49ZM76 30V29H75ZM99 30V31H98ZM109 30V29H108ZM112 30H113V32H112ZM124 30V29H123ZM133 30V31H132ZM170 30H171V27H170ZM174 30V29H173ZM199 30H200V28H199ZM198 30V31H199ZM204 30V29H203ZM48 31H47V29H46V31H45V35H47L46 34V32L48 33ZM50 31H49V34L48 35H50L51 33H50ZM60 31H61V29H60ZM71 31H72V29H71ZM120 32H121V30H119ZM137 31H138V34H137ZM165 31V30H164ZM164 31H161V36H160V34H159V37H160V39L163 41H159V44H162V43H164L163 45L165 46V45H167L168 43H170V42H172V40L171 39H173L174 40V38H173V32H170V31H168L167 30V28H166V31L164 32ZM172 31V30H171ZM197 31V30H196ZM58 32V31H57ZM56 32V34L58 35V33ZM69 33H67V34H65V36L66 37H68V38H72L69 34H71L72 36L74 35H76V33H78L79 34V36H73L74 38H73V41H72V43H70V40H68V38H67V40L69 41V43L70 44H73V42H75V41H77V39L78 40H80V39H82V38H80V31H74L73 30V33H70V31H68ZM98 32H99V34H98ZM115 32H117V34H115ZM150 32H151V30H150ZM158 32H159V30H158ZM204 32V31H203ZM86 33V32H85ZM122 33H123V31H122ZM197 33V32H196ZM231 33H233V34H235V31H232ZM59 34H61L60 32H59ZM64 34H62L63 36H64ZM137 34V35H136ZM182 33L180 32V34L179 35H181ZM198 34H200V32L199 33H197V35ZM1 36H0V39L2 40V37L4 36L5 37V35L4 34H0ZM48 35L46 36V37H48ZM57 35H55V31H54V36H57ZM83 35V34H82ZM89 35H91V34H89ZM149 35H150V33H149ZM149 35H148V37H149ZM231 35V34H230ZM229 34H228V36H230ZM64 36V37H65ZM70 36V37H69ZM85 36V35H84ZM124 36V37H123ZM158 36V35H157ZM157 36H156V38H157ZM170 36H171V38H170ZM214 35L213 34H204V35H202L201 37L203 38V41H205L206 43H208V45H212V44H214V37H213ZM3 37V39H6V37L4 38ZM79 37V38H78ZM83 37V36H82ZM77 38V39H76ZM89 38V37H88ZM14 40H15V38H13ZM76 39V40H75ZM128 39V40H127ZM10 40H12V39H10ZM10 40H9V42H10ZM72 40V39H71ZM87 40V39H86ZM128 41V42H125V41ZM131 40V39H130ZM132 40L134 41V40H136V38H132ZM158 40V39H157ZM67 41V42H68ZM82 41L83 40H80L79 42H81L82 43ZM88 41V40H87ZM137 41V40H136ZM141 41H143V43L141 42ZM21 42V41H20ZM19 42V43H20ZM78 41H77V43H79ZM84 42H85V44H86V41L84 40ZM84 42L82 43V44H84ZM162 42V43H161ZM2 42L0 41V44H1ZM3 43H4V41H3ZM12 43H14V41H12ZM12 43H7L8 44V46H11V47H13L11 44ZM19 43H17V44H19ZM76 43V44H77ZM87 43H89V41L87 42ZM92 43V44H91ZM126 43H128V44H126ZM142 43V44H141ZM147 43H149V42H147ZM147 43H144V45H147ZM167 43V44H166ZM159 44H157V45H159ZM173 44H174V42H173ZM173 44L172 43H170V45L168 44L167 46H165L166 47V49H164L163 50V52H164V54L165 55H168V56H166V57H163V52L161 51L160 53L161 54H163L162 55V57H163V60L164 59H166L167 61L169 60L170 61V58L171 59H173L174 57H172V56H175L176 55V59H177V55L179 54V53H177V50L175 51H173L172 50V48H173ZM14 45H15V43H14ZM23 45V44H22ZM22 45H20V46H22ZM30 45V44H29ZM81 45V44H80ZM129 45H131V46H129ZM141 45V46H140ZM149 45V44H148ZM162 45V46H163ZM7 46V47H8ZM15 46H17V45H15ZM19 46V45H18ZM28 46V45H27ZM26 45L25 46H22V47H19V48H26L27 47ZM54 46V45H53ZM70 46V45H69ZM88 46V45H87ZM151 45H149V47H150ZM163 46V47H164ZM30 47V46H29ZM28 47V48H29ZM55 47V46H54ZM68 47V46H67ZM140 47V48H139ZM145 47H147V46H144V49H145ZM163 47H161V48H163ZM164 47V48H165ZM176 47H178V46H176ZM175 46H174V48H176ZM9 48V47H8ZM18 48V47H17ZM87 48V47H86ZM148 48V47H147ZM150 48H152V46L150 47ZM173 48V49H174ZM12 49H14L15 50V53H17V51H22V53H24V50H22V49H19V50H16L15 48H12ZM66 49V48H65ZM68 49V48H67ZM11 50V49H10ZM64 50V49H63ZM70 50V49H69ZM77 50V49H76ZM83 50V49H82ZM147 49H145L144 50V52L146 51ZM151 50V49H150ZM149 50V52H150V54L152 55V50L150 51ZM20 51H19V55H21L22 56V53L20 54ZM28 51H30V49L28 50ZM59 51V50H58ZM71 51V50H70ZM70 51H67L68 53L70 52ZM180 51V50H179ZM11 52H12V50H11ZM64 52V51H63ZM143 52V51H142ZM149 52H148V50L146 51V53H144L143 54V56L146 54L147 55V53L149 54ZM12 53H14V51L12 52ZM61 53V52H60ZM66 53V52H65ZM67 53V54H68ZM80 53H81V51H80ZM139 53H140V55H139ZM63 54V53H62ZM70 55H71V53H70ZM78 55V54H77ZM164 55V56H165ZM16 56V55H15ZM14 56V57H15ZM27 56H28V54H27ZM30 56V55H29ZM63 56V55H62ZM149 56V55H148ZM161 56V55H160ZM170 56V58L168 59V57ZM180 56V55H179ZM17 57V56H16ZM23 57V56H22ZM19 58V57H18ZM25 58V57H24ZM23 58V59H24ZM30 58H31V56H30ZM178 58H180V57H178ZM2 59V58H1ZM19 59H21V57L19 58ZM23 59H21V60H23ZM33 59V58H32ZM66 59H67V57H66ZM3 60H5V64H7L6 63V59L5 58H3L2 59V61L1 62H3ZM92 60H95V62H98L99 64H96L95 66L94 65H88V66H86V67H84V69H83V71L81 72L80 70H82V69H80V67L78 66V64L79 65H81V64H85V62H88V61H92ZM158 60H160V58L158 59ZM178 60V59H177ZM24 62H26V60L24 59L23 60ZM76 61H74V62H76ZM161 61V60H160ZM167 61H165L164 60V62L165 63H167ZM168 61V62H169ZM19 63V62H18ZM23 63V62H22ZM22 63H19V64H22ZM71 63L74 65H71ZM148 63V62H147ZM176 63V62H175ZM18 64V65H19ZM40 65L42 64V62H40L39 63ZM75 64H77V65H75ZM83 64V65H84ZM149 64V63H148ZM151 64V63H150ZM23 65V64H22ZM22 65H20V66H22ZM40 65H38V67L40 66ZM147 65V64H146ZM146 65H145V67H146ZM166 65V64H165ZM173 65V64H172ZM111 66H113V67H111ZM114 66H116L117 67V69H119V71L118 70H116L115 72L116 73H118V75L116 74V73H114V74H116L117 76H115L114 77V80H113V82H111V78L109 77V75H110V72L112 73L113 71H112V69H114ZM169 66H170V64H169ZM23 67V66H22ZM22 67L20 68V69H22ZM40 68V69H41ZM75 68H79V71L80 72H75ZM81 68H83V67H81ZM239 68V67H238ZM241 68V67H240ZM248 68V67H247ZM22 70H24V68L22 69ZM21 70V72H24V71H22ZM115 70V69H114ZM120 70H121V72H120ZM143 70V69H142ZM246 70V69H245ZM20 71V70H19ZM149 71V70H148ZM39 72H40V70H39ZM152 72V71H151ZM0 73H1V71H0ZM20 73V72H19ZM79 73H81V74H79ZM22 74V75H21ZM114 74H113V76H114ZM3 75V74H2ZM23 76V73H20L19 74V76ZM6 76V75H5ZM69 78H68V77ZM113 76L111 75V77H112V79H113ZM24 77H25V74H24ZM110 79H109V78ZM19 78V77H18ZM142 78V77H141ZM3 79V78H2ZM20 79H21V77H20ZM22 79H24V78H22ZM152 79V78H151ZM166 79V78H165ZM110 80V81H109ZM123 80H125V81H123ZM21 81V80H20ZM157 81H159V79L157 80ZM157 81H155V82H157ZM162 81V80H161ZM165 81V80H164ZM21 82H23V81H21ZM20 82V83H21ZM144 83V84H143ZM151 83H154V81L152 80V82H150V85H151ZM26 84H28L27 82H26ZM157 84V83H156ZM156 84L154 83V84H152V86L153 85H155L156 86ZM159 85V84H158ZM151 86V87H152ZM198 86V85H197ZM49 87V86H48ZM147 87H149V85L147 86ZM154 87V86H153ZM156 87H158V86H156ZM200 87V86H199ZM248 87V86H247ZM195 89H199V88H196V87H194ZM133 89V90H132ZM154 89H157V88H154ZM159 89H160V87H159ZM115 90H116V92H115ZM118 90H120L119 92H118ZM139 90H140V93H139ZM143 90V89H142ZM151 90H153V88H151ZM45 91L47 92V87H46V90H45V88H44V85H42L41 84V90H40V94H45ZM137 92V93H135V92ZM154 91H156V90H154ZM198 91H200V90H198ZM198 91H196V92H198ZM248 91V90H247ZM39 92V91H38ZM143 92V94L145 93V91L143 90L142 91ZM147 92H148V90H147ZM163 92L164 91H162L161 92V89H160V92H158L157 91V94L155 93V95L154 96H152V97H154V98H152V97H150V96H147V97H149V98H152L151 100H153V99H155L154 101H153V103H152V105H150V109L152 108V110H154V111H156V114H158L159 115V117H158V119H157V121L160 119L161 121H159V122H162V121H173L174 119H175V116H174V118H172L173 117V114L171 113H169V110H172L173 108V104H171V108L172 109H169L170 108V106H169V104L171 103L170 101H169V99H168V95L167 94H163ZM246 92V91H245ZM118 93V94H117ZM139 93V94H138ZM148 93H150V90H149V92ZM151 93H153V92H151ZM150 93V94H151ZM193 93H195V92H193ZM170 94V93H169ZM176 94V93H175ZM198 94H200V93H198ZM245 94V93H244ZM146 95H147V93H146ZM145 95V96H146ZM149 95V94H148ZM174 95V94H173ZM193 95V94H192ZM33 96V95H32ZM44 97H45V95H43ZM92 96H94V97H92ZM96 96V97H95ZM100 96V97H99ZM144 95H142V97H143ZM194 96H195V94H194ZM246 96V95H245ZM36 97V96H35ZM35 97H34V101H37L38 100V98L35 100ZM40 97H41V95H40ZM47 97V96H46ZM45 97V98H46ZM66 97V98H65ZM137 97V96H136ZM138 97H141V96H138ZM147 97H144V99H146ZM61 97H60V100L62 99ZM101 98H102V100H101ZM198 98H200V97H198ZM44 98H42V100H43ZM68 99V100H67ZM70 99V100H69ZM84 99H83V101H84ZM134 99V98H133ZM148 99V98H147ZM177 99V98H176ZM181 99V98H180ZM204 99V98H203ZM262 99V98H261ZM45 100V101H44ZM43 101L44 102H46V100H47V98L46 99H44ZM63 100V99H62ZM62 100L61 101H59V103L60 104H58L57 106L56 105H52L51 103V108L49 109L48 107H50L49 106V104H46V103H42V105L43 106H48V107H45V109H43V110H45L46 111V113H47V111H48V113H49V115H47L46 114V116L49 118L48 120H47V118L45 119H43V120H46L47 122H51L52 120V122L51 123H53V125H56L57 123H58V125L60 126L61 124L62 125H65L66 127L65 128H61V130L59 129V128H57V129H59L60 131L58 132V136H56V138L54 137H52L50 134H52V133H48L45 129L43 130V128L42 129H39V130H35V131H33V132H29V133H26V134H23V135H21V136H18V138H17V140L15 141L16 143H14L13 141L15 140H11V136H10V141L11 142H13L14 144H13V146H12V144L10 145L9 143H10V141H9V139H8V141H3V142H5V143H3V145L2 144H0V149L2 150L1 151V154H0V158H1V160H0V175H2V177H0V252H6L7 250L8 251H10L11 253H12V256H11V258H10V256L8 257V258H10V259H8V261H7V256H6V258H4V259H6V263H4V264H140V262H141V260H139L138 261V258H140L141 259V256H142V258H143V256H145V254L147 255L148 253H150V255L152 254V259H153V261H154V264H171L170 262H173V264H188V262H190V264L193 262V264L195 263V258L197 257V254L200 252V251H198V250H200V249H198L197 250V252L198 253H195V248H197V247H195V246H193L192 245V249H193V247H195L194 249V253L195 254H193L192 252V249H190V246H191V241H190V243L189 242H187L188 244H189V246L187 245H185V248H184V246H182L183 247V250L184 251H186V248H188L189 249V251L191 252H189V253H186V254H184V255H186V256H188L187 254H189V256L190 257H188V260H186L187 259V257H186V262H185V260H184V256H182L183 257V262H182V260L180 259V255H181V253L178 251V250H176V251H178V252H172V250H170L169 249V247L167 248V246H166V249H169L170 251H164V246H165V243H167L168 244V241H170L171 242V238H170V240L169 239H166V241H164V240H162L163 239V236H162V239H161V237L160 236H158V234L155 232V231H151V229L149 228V226H147L148 224H147V222H146V220H148V216L147 215H142V218L143 219H145V221H143V220H141V221H143V223L145 224H143L141 221V224H143V225H141V224H138V225H136L135 224V227L133 226V228H131V229H133V231L131 230L130 231V233L131 234H128V235H131V236H129V239H130V237H131V239L129 240V241H125L124 240V242H123V244L122 243H120V241H119V245H117V246H112L113 248H110L111 246H108L107 247V244L106 243H108L109 241V239L108 238H110V237H112L113 235H114V233H116V231L117 232H119V230H121V228L122 227H124L123 226V222H125L126 224L128 223V225H129V222H127V220H125V221H123L124 219L123 218H121L120 216H118L119 214H118V212L114 209V208H112V209H114V210H112V211H114V215H113V213H112V211H111V213L109 212V209H108V213H109V215L108 216H110V215H112V216H110V217H105V219L107 220V221H103V218H104V216H103V218H102V215H103V213H106L107 211H106V209H107V205L105 206L104 205V208H106V209H104L106 212H104L102 209H103V205H101V204H99L100 206L99 207H101L102 206V209H100V210H102L101 211V213H100V216L99 215H97V213H96V211H98V209L96 210V211H94V208H93V201H92V199H93V196L95 197V195L97 194V188H98V186H96V188L94 187H90L89 189H83V190H85V192H84V194H83V192H82V195H83V197H84V201L86 202V200H88L90 203L89 204H91L90 206H88L87 208L89 209V210H87V208L85 207L86 205H84L83 207H84V210H83V212H85V209L87 210V211H89L90 212V215H91V213H92V216H93V213H94V215L97 217V216H99V217H101L102 218V220H101V222H100V224L101 225H99L98 224V226H103L104 228H101L102 230H103V233H104V237L103 236H101L98 232H100L99 230H101V229H99V230H97V228H96V225H95V223H93V222H91L92 220H94L93 219V217L91 218V216H88L87 217V219H81V218H79L78 217V219L76 220V218H75V222H74V224L73 225H75L76 227V231L74 232L76 235H77V237L75 236V238H74V241H73V237H74V233L72 234V233H70L69 232V228L68 229H66L65 227V225L67 224H69V222H67L68 220V217H69V212L71 213L72 212V210H70L71 209V200H72V195L74 196L75 195V192H77L76 190V187H79L80 185H78V184H80L79 182L80 181H82V177H80L79 176V173L80 172H82V171H86V170H90V171H93V172H102V171H104L105 169H104V163H106L105 161L108 159V160H110L111 159V157H114V158H116L117 157V155L116 154H118V152H119V149H116L117 147L116 146H114V147H116V148H114V147H111V145H110V143L111 142H109V145H108V141H106V139H105V137H103V136H106V134H104L103 135V133H101V135H103V136H100V133L99 132H101V131H99V132H97V134H98V136H100L99 137V140H98V142L97 143H99V146H101L102 148H103V150L105 149V151H103L101 154L104 156V158H101L102 160H103V162H101L102 160L100 159L98 162H96V160L94 161L93 159H91L90 158V156H89V159H91V160H93V161H90L89 159H88V157H86L87 159H88V161H86V159H84L85 161H82V162H80V160L78 161L77 160V157H78V155H77V157H76V153H78V151H79V149H80V147L82 146H80L79 147V145H80V143H82L83 145H84V143H86V142H91L94 138L92 137L93 135H92V132L94 133V132H96V129H97V127H98V129H97V131L98 130H100L99 129V127L100 126H102L103 124H105V126L103 125L102 126V129L101 130H103V127L105 128H107L109 125H111L112 123L111 122H113V120L114 119H111V120H108L109 118H112V117H105L104 116V118H103V116L101 115V113L99 114V113H97L98 114V116H99V123L101 122L100 121V119H102V122H104L103 124L102 123H100L101 125H97V127H95L94 126V124L93 123H95L96 121L94 120V119H96L97 120V122H98V116L96 117V115L93 113V111H92V113L91 112H89L88 110H86V109H88L87 107H89V106H87V107H85L84 106V110H82V109H75L74 107H72L73 105H70V103H73V101H71V102H68V104L65 102V104H66V108L64 107L65 106V104H63V102H62ZM136 100V99H135ZM138 100H139V98H138ZM201 100H202V98H201ZM200 100V101H201ZM39 101V100H38ZM92 101V100H91ZM98 101H100V102H98ZM143 101V100H142ZM40 102H41V100H40ZM39 102V103H40ZM170 102V103H169ZM180 102V101H179ZM203 102V101H202ZM245 102V101H244ZM103 103V104H104ZM116 103V102H115ZM124 103V102H123ZM123 103H122V105H123ZM136 103H137V100H136ZM140 103V102H139ZM138 103V104H139ZM203 103H205V102H203ZM240 103H242V102H240ZM84 104V103H83ZM130 104V103H129ZM135 104V103H134ZM179 104V103H178ZM244 104V103H243ZM20 105V104H19ZM26 105V104H25ZM67 105H70V107L71 108H69L68 107V109H67ZM76 105V106H77ZM106 105V106H107ZM126 106H127V104H125ZM18 106V105H17ZM17 106H16V108H14L15 110H16V112H15V117H9V119H11L10 120V123H9V126L10 127H12L13 129L12 130H14V131H18V132H21L20 130L26 125V123H29V122H32L34 119L36 120L39 116V114H40V112L41 111H39V112H37L38 111V108H36V109H34V108H32L33 106L31 105H29L28 106V104H27V106H19V108H17ZM126 106H124V108L126 107ZM131 106V105H130ZM148 106H149V104H148ZM15 107V106H14ZM79 107V106H78ZM114 107V106H113ZM123 107V106H122ZM174 107H175V105H174ZM13 108V107H12ZM123 109V108H122ZM126 109H128V107H126ZM37 110V111H36ZM91 110V109H90ZM103 110V109H102ZM182 110V109H181ZM10 111L12 112L13 110L12 109H10ZM101 111V110H100ZM173 111V110H172ZM183 111V110H182ZM181 111V112H182ZM14 112V111H13ZM179 112H180V110H179ZM10 113V112H9ZM39 113V114H38ZM177 113V112H176ZM11 114V113H10ZM13 114V113H12ZM132 114V116H130V117H132V118H135L136 117V113H131ZM133 114H135V115H133ZM178 114V113H177ZM14 115V114H13ZM172 115V116H171ZM176 115V114H175ZM179 115V114H178ZM178 115H176V116H178ZM38 116V117H37ZM100 116H101V118H100ZM108 116V115H107ZM170 116H171V120H170ZM6 117V116H5ZM5 117H3V118H5ZM37 117V118H36ZM69 117H71V118H73V120H69L70 122H76V121H80V122H84V123H89L90 125L92 124V126H91V129H93L94 128V130L92 131V132H89V131H91V130H88V133L86 132L84 135L83 134H78L77 132H75V133H77L78 134V136L77 135H75V133H74V135H75V137L76 138H74V140L72 139L73 137H71L70 135H69V133L68 132H66V130L69 128H67V124H65V122H63L62 121V123H61V120H66V118H68L69 119ZM125 117V116H124ZM127 117V116H126ZM125 117V118H126ZM130 117H128L129 119H132V118H130ZM183 117H185V116H183L182 115V118ZM92 118V119H91ZM106 118H107V120H106ZM177 118V117H176ZM181 118V117H180ZM182 118H181V120H182ZM230 117H227V119L229 120V122H230V119H232V118H230ZM51 119V120H50ZM67 119V120H68ZM90 119H91V122H93V120H94V122L93 123H91L90 122ZM156 119V118H155ZM186 118H184V120H185ZM2 120V119H1ZM7 120H8V118H7ZM39 120V119H38ZM57 120V123L55 122ZM58 120H60L59 122H58ZM66 120V121H67ZM103 120H105V121H107L106 123L108 124H106L105 123V121H103ZM146 120H150V119H146ZM153 120V119H152ZM3 121V120H2ZM5 121V120H4ZM9 121V120H8ZM109 121H111V122H109ZM115 121V120H114ZM127 121H130V120H125L124 121V123L125 122H127ZM133 120H131L130 122H132ZM135 121H137V120H135ZM135 121H133L134 122V124L136 123V124H138L139 125V123L138 122H135ZM179 121H180V119H179ZM6 122V121H5ZM34 123H35V121H33ZM38 122V121H37ZM40 122H41V120H40ZM75 122H74V124H75ZM95 123V125L96 124H98V123ZM182 122V121H181ZM1 123V122H0ZM42 123V122H41ZM46 123V122H45ZM64 123V124H63ZM81 123V124H82ZM110 123V124H109ZM115 123H117V121H115L113 124H115ZM123 123V124H124ZM141 123V122H140ZM149 123H150V121L148 122V127L147 126H144L147 130L149 129V132H151L154 128H155V126H154V128L152 127V126H150L149 125ZM153 123V122H152ZM184 123V122H183ZM215 123V122H214ZM50 124V123H49ZM76 124H78V122L76 123ZM126 125H128V126H131L130 125V123L129 124H127V123H125ZM133 124V125H134ZM143 124V123H142ZM141 124V125H142ZM144 124H145V121H144ZM143 124V125H144ZM147 124V123H146ZM155 123H153V125H154ZM159 124L160 123H158V126H159ZM185 124H186V122H185ZM6 126H8L7 124H5ZM51 125V124H50ZM53 125H51V126H53ZM107 125V126H106ZM116 125V124H115ZM114 125V126H115ZM120 124H117V126H119ZM125 125V126H126ZM157 125V124H156ZM161 125V124H160ZM183 125V124H182ZM58 126V127H59ZM116 126V129H121V125L119 126V128ZM136 126V125H135ZM162 126V125H161ZM161 126H159V128L161 127ZM174 126V125H173ZM186 125H184V127H185ZM9 127V128H10ZM50 127V126H49ZM71 127V126H70ZM89 127V125H87L86 126V128H88ZM111 127V126H110ZM110 127H108V129L110 128ZM138 127H140V126H138ZM138 127H137V130H135V128L133 127L132 128V130H134L133 132L132 131H130L129 130V132H132L133 133V135H134V137L136 136L137 138H138V134H139V132H141V130H143L144 129V131H145V128H142L141 130L140 129H138ZM181 127V126H180ZM184 127H182V128H184ZM237 127H239V125L237 126ZM9 128H7V129H9ZM52 128H54V129H56L55 127H52ZM67 128V129H66ZM125 129V127H122V129ZM182 128H181V130H182ZM11 129V128H10ZM46 129H47V127H46ZM71 129V128H70ZM69 129V130H70ZM111 129V128H110ZM112 129H113V127H112ZM152 129V130H151ZM156 130H158L157 128H155ZM162 129H164L165 130V128H162ZM161 129V130H162ZM178 129V131H181V130H179V128H176V130ZM234 131H236V128H235V126H234ZM107 130V129H106ZM125 130H127V128L125 129ZM172 130V129H171ZM27 131V130H26ZM54 131V130H53ZM57 131V130H56ZM136 131H138V132H136ZM160 131V130H159ZM159 131H156V137H160V133H159ZM174 131H175V129H174ZM173 130H172V134H173V132H174ZM18 132H17V134H18ZM104 132H105V129H104ZM146 132V131H145ZM154 132H155V130H154ZM233 132V131H232ZM231 132V133H232ZM56 133V132H55ZM138 133V134H137ZM170 133V132H169ZM177 133V132H176ZM179 133H182V132H179ZM223 133H225V131H223ZM230 133V134H231ZM97 134H94V135H96L97 136ZM154 134L155 133H149L148 135H150L149 137H151L152 135L154 136ZM163 134H165V133H163ZM163 134H161V138H163ZM175 134V133H174ZM173 134V135H174ZM221 135H222V133H220ZM229 134V135H230ZM11 135H13V133L11 134ZM148 135H145L144 137H146V138H148ZM163 135V136H162ZM177 135L180 137V134H178L177 133ZM177 135H175L174 137H172V139L174 138L175 139V137L177 136ZM224 135V134H223ZM14 136V135H13ZM15 136H17V135H15ZM80 136H82V138L80 137ZM165 136H167V134L165 135ZM165 136H164V138H165ZM171 136V135H170ZM7 137H9V136H7ZM6 137V138H7ZM108 137V136H107ZM106 137V138H107ZM155 137V136H154ZM230 137V136H229ZM16 138V137H15ZM79 138H81L80 140H81V142H79V144H77V142L75 141V139L77 140V141H79ZM109 138V137H108ZM170 138V137H169ZM222 138H223V136H222ZM155 139H158V138H155ZM168 139V138H167ZM167 139L165 140L164 139V141H167ZM171 139V140H172ZM178 139V138H177ZM4 140H5V138H4ZM85 141V142H83V141ZM96 140V139H95ZM150 139L148 138V140H147V143H148V141H149ZM151 140L152 141H150V142H152V143H154L153 141H154V139H152V137H151ZM159 140V139H158ZM163 140V139H162ZM176 140V139H175ZM157 141V140H156ZM155 141V144H153V149L156 147L157 148V146H155L156 145V143L158 144V142L159 141H157L156 142ZM178 141V143H180L179 142V140H177ZM203 141V140H202ZM6 142H8V144L9 145H7V143ZM74 142H76L75 144H74ZM146 142V141H145ZM168 142V141H167ZM167 142H162L163 143V145L161 144H159L158 146L159 147H161L162 146V148H163V146L165 147V143H167ZM172 142V141H171ZM170 142V145L168 146V144H167V146L169 147V148H171V147H173L172 145H173V143L175 142V141H173L172 143ZM204 142H206V141H204ZM152 143H150V145H149V147H151V144ZM208 143V142H207ZM206 143V144H207ZM4 144H6V145H4ZM74 144V145H73ZM88 144V143H87ZM165 144V145H164ZM172 144V145H171ZM210 144V143H209ZM213 144V143H212ZM16 145V146H15ZM96 145V144H95ZM146 145V144H145ZM176 145V144H175ZM181 145V144H180ZM205 145V144H204ZM77 146V147H76ZM97 147H98V145H96ZM155 146V147H154ZM171 146V147H170ZM209 146V145H208ZM210 146H212V145H210ZM17 147V148H16ZM109 147H111L112 149H115V151H116V154L113 156V153L114 152H111L110 151V148ZM151 147V148H152ZM175 147V146H174ZM182 147V146H181ZM180 147V148H181ZM201 147V146H200ZM207 147V146H206ZM82 148V147H81ZM98 148H100V147H98ZM102 148H100L101 150H102ZM151 148H148V149H145L146 151L147 150H149V151H152L151 150ZM160 148L159 150L161 151V150H165L166 148ZM177 148H179V146L177 147ZM204 148V147H203ZM203 148H198V149H200V150H202ZM182 149V148H181ZM76 150H77V152H76ZM183 150H184V148H183ZM183 150H182V152H183ZM124 151V150H123ZM148 151V153L150 154V152ZM159 151V152H160ZM175 151V150H174ZM173 151V152H174ZM185 151V150H184ZM207 151H208V149H207ZM206 151V152H207ZM163 152L164 151H162V152H160V154H163ZM169 152H170V150H169ZM168 152V153H169ZM177 152H180V156L182 155V154H184V156H182V157H180L179 156V161H181L182 159H184L183 157H185V155H186V153H182L181 151H180V149H179V151L177 150L174 154H177ZM187 152V151H186ZM200 152V151H199ZM198 152V153H199ZM120 153V152H119ZM125 153V152H124ZM143 153H145L144 151H143ZM152 153V152H151ZM156 153V149H155V152L153 153V156H154V154ZM165 153L167 154V150L165 151ZM172 152H170V154H171ZM197 153V152H196ZM100 154V155H101ZM126 154V153H125ZM127 154H128V152H127ZM126 154V155H127ZM142 154V153H141ZM149 154H147L146 153V155H149ZM156 154H159V153H156ZM156 154H155V159H157L156 158ZM202 154H206V153H203L202 152ZM94 154H92L91 156L94 158L96 155H94ZM101 155V156H102ZM146 155H143L142 156V160H139V159H141V158H139L138 160H139V162H138V164H137V167L136 168H141L142 169V166H144L143 168H145V165H146V163L144 164V163H141L142 164V166L140 167L139 166V163L140 162H146L147 161V164H150V166L151 165H153L152 164V162H153V160H151V157H152V154H150L151 155V157L149 156V161L146 159V161H145V159H144V157H146ZM164 155V154H163ZM172 155V159H173V157L175 156H173V154H171ZM179 154H177L176 155V157L178 156ZM100 156V157H101ZM102 156V157H103ZM120 158H118L117 157V161L119 160V159H124L123 157H121L120 155H118ZM124 156V155H123ZM128 156V155H127ZM166 156H169V155H164V157L165 158H163V159H165V161H167L166 160ZM209 156H210V154H209ZM209 156H208V158H209ZM99 157V156H98ZM99 157V158H100ZM148 157V156H147ZM170 157V156H169ZM196 157H198V156H196ZM99 158H95V159H99ZM110 158V159H109ZM126 158H128V157H126ZM153 158V157H152ZM168 158V157H167ZM175 158V157H174ZM186 158V157H185ZM200 158H201V156H200ZM200 158H199V160H200ZM207 158V159H208ZM129 159V158H128ZM161 159V158H160ZM204 159V158H203ZM210 159V158H209ZM83 160V159H82ZM108 160H107V162H108ZM130 160V159H129ZM137 160V161H138ZM198 160V159H197ZM206 160V159H205ZM212 160V159H211ZM89 161H90V163H89ZM120 161V160H119ZM131 161V160H130ZM134 161V160H133ZM133 161L131 162L132 164H134L133 163ZM137 161H135V162H137ZM152 161V162H151ZM173 161H177V158H175V159H173L172 160V162ZM204 161V160H203ZM208 161V160H207ZM93 162H96V163H93ZM100 162V163H99ZM121 162V161H120ZM126 162V161H125ZM124 162V163H125ZM157 162V161H156ZM159 162V161H158ZM157 162V163H158ZM168 163H169V160L167 161ZM166 162V163H167ZM171 162V161H170ZM181 162H183V161H181ZM195 162V161H194ZM200 162H202V161H200ZM13 164L12 165V167H16V171H15V173L13 174L14 176H13V179H11V180H8L9 178H7L6 176H4L5 174L2 172L4 169L6 170L7 168H6V165L7 164ZM53 163H55V164H57V170H56V172L54 173L53 171V173L54 174H52L51 176H52V179H51V182H47L49 185H45L46 186V188H45V191H44V187L43 186H40V185H38V186H40V188L41 187H43V190L42 189H38L39 190V192L38 191H35V187L37 186L36 184H40V183H44V181L43 182H41V179H42V177H43V175L45 174V172H46V169H47V167L51 164V166H53L52 164ZM70 163H72L74 166H75V168L73 169L74 171L72 172V173H69L68 171H70L69 169H67V167H69V168H71L70 166H66V165H69ZM130 163V162H129ZM156 163V164H157ZM160 163V162H159ZM196 163V162H195ZM197 163H198V161H197ZM66 164V165H65ZM132 164H129L130 165V167L132 166ZM170 165H171V163H169ZM180 164H182V163H180ZM213 164V163H212ZM211 164V165H212ZM11 165H8V166H11ZM124 165V164H123ZM129 165H128V167H129ZM161 165V164H160ZM163 165V164H162ZM162 165L160 166V167H162ZM197 165V164H196ZM204 165H206V163L204 162ZM210 165V166H211ZM221 164H219L218 165V167H222V166H224V164L223 165H221ZM55 166V165H54ZM135 166H136V164H135ZM139 166V167H138ZM156 166L158 167V164L157 165H155V169L153 170V174L152 173H150V172H148V173H150V175L152 174V176L151 177H153V176H156V179H154V180H156V182H157V176L159 175V177L161 176V173H164L163 172V169L162 168H160V167H158L159 169L158 170H156L157 168H156ZM165 166H166V164H165ZM172 166H174V167H176L175 165H174V163H172ZM215 166V165H214ZM226 166V167H225ZM224 167H222V168H218V167H214V169H210V167H209V169L210 170H208V166H205L206 167V169L208 170L207 171V174L206 175H208V174H211V176H213V175H215L216 173H217V171H218V169L219 170H222V171H224V173L222 172L221 174H225V173H229V172H231L230 170H231V168H232V166H230V165H228V164H226ZM227 166H229V167H227ZM235 165H233V167H234ZM66 167V168H65ZM126 167H127V164H126ZM126 167H125V165H124V171L125 170H127V171H125V173L124 172H122L123 173V178L122 179H120L121 178V176H120V178H118V180H116V178H115V181L116 182H114V180L112 181V184H110V185H105V187L103 186H100V187H102V189L104 188V194H105V192L106 193H108V192H110V191H113V192H116V193H114V195L115 194H117L116 196H122V198L123 199H126L125 201L127 202V203H129L130 204V206L132 207V208H135V207H133V206H138L137 204L141 201V199H140V196H143V195H140L139 193H138V191L139 190H137V188H136V186H137V184H138V182L137 183H134L135 181L134 180H132L131 178H130V173H132V172H134V169L135 168H131L132 169V171H130L129 170V168L128 169H126ZM153 167H154V165H153ZM164 167V166H163ZM181 167V165L180 166H178V169ZM195 167V166H194ZM197 168L198 167H200V166H196ZM50 168H52V167H50ZM64 168H65V170H64ZM149 168V165H147V168H145L146 170ZM168 168H169V166H168ZM168 168H166V169H168ZM172 167H170V169H171ZM201 168V167H200ZM213 168V167H212ZM53 169H55V168H53ZM150 169H151V167H150ZM150 169L148 170V171H150ZM162 171H161V170ZM237 169V168H236ZM236 169L234 170V171H236ZM4 170V171H5ZM9 170H10V168H9ZM68 170V171H67ZM159 170H160V174L158 173L159 172ZM201 170V169H200ZM47 171H48V169H47ZM68 172V173H65V172ZM143 173H142V172ZM141 171H137V172H141L142 173V176L145 174V178L143 177V179H142V176L140 177V186H143V185H141L142 183L143 184H145V183H151V181H147L148 179L150 180L151 179V177L150 178H148L147 177V172L146 173H144V171L145 170H141ZM167 171V170H166ZM171 171L173 172V170H170V174H174V172L173 173H171ZM202 171V170H201ZM232 171H233V168H232ZM11 172V171H10ZM13 172H14V170H13ZM49 172V171H48ZM47 172V173H48ZM152 172V171H151ZM175 172H176V168H175ZM180 172V171H179ZM204 172L206 173V171H203V175H201V176H198L196 179H191V181L189 180V182L190 183H193L191 186L192 187H194V186H199V185H201L205 180H204V176H206L205 174H204ZM141 173H136L137 174V176L139 177L140 176V174ZM154 173H156V175H154ZM64 174H66L65 176H63ZM158 174V175H157ZM166 174V173H165ZM165 174H163L162 175V177L165 175ZM168 174V173H167ZM170 174H168V175H170ZM200 174V173H199ZM219 174H220V172H219ZM7 175V174H6ZM46 175H48V174H46ZM122 175V174H121ZM150 175H148V176H150ZM178 175V174H177ZM218 175V174H217ZM226 175V174H225ZM134 176H135V174L133 173V178H134ZM167 176V175H166ZM210 176V175H209ZM210 176V177H211ZM10 177V176H9ZM68 179H67V178ZM79 177H80V179H79ZM132 177V176H131ZM136 177V176H135ZM138 177H137V179H138ZM214 177V176H213ZM218 177V176H217ZM146 178H148V179H146ZM155 178V177H154ZM164 178V177H163ZM166 178V177H165ZM169 178V177H168ZM172 178V177H171ZM212 178V177H211ZM251 178V177H250ZM146 179V180H145ZM170 179V178H169ZM252 179V178H251ZM65 180L66 181H68V183H69V189H68V187H66V191H65V187H63L64 185H63V183L65 182ZM143 180V181H142ZM159 180H161L160 178L158 179V181ZM165 180V179H164ZM166 180H168V179H166ZM192 180L194 181V182H192ZM204 180V181H203ZM218 180H220V179H218ZM247 180V179H246ZM38 181H39V183H38ZM138 181H139V179H138ZM146 181V182H145ZM250 181V180H249ZM37 182V183H36ZM156 182H154V184L156 183ZM220 182V181H219ZM218 182V183H219ZM248 182V181H247ZM46 183V182H45ZM44 183V184H45ZM114 183V184H113ZM174 183V182H173ZM183 183V182H182ZM189 183V184H190ZM217 183V184H218ZM221 183H222V181H221ZM250 183V182H249ZM253 183V182H252ZM262 183V182H261ZM261 183L259 184V185H261ZM41 184V185H42ZM107 184H109V183H107ZM136 184V185H135ZM185 185H186V183H184ZM188 184V185H189ZM254 184V183H253ZM36 185V186H35ZM170 185H172V184H170ZM187 185V188H186V186L184 187L183 185H180V186H182V189H183V187H184V191H182V189L180 188V186H179V188H180V190H181V193H176L178 196H176V197H174V195H173V197L171 198L172 200H170L169 198V196H167V194H168V192H170L169 191V189L170 188H172V187H170V188H168V190L166 189L165 191H167L166 193H161V194H163V195H157V194H153L152 195V198H151V196H150V198L151 199H153L154 201H153V203L152 204H154V207H156L157 208V211L156 210H153L152 209V211L150 210L149 211V213H150V215H151V212H153V211H156V212H153V217H154V219L151 217V216H149V217H151V219H153L152 221H153V224L155 223L156 225H158V226H163V228H164V231H162L161 229H163L162 227L161 228H159L160 229V231H162V232H165V230H167V228H168V225H169V228L171 229V225H170V219H179L180 217L182 218L183 217V215H182V212L179 210V209H176L175 211L173 210V207H174V204L176 203V202H182V200L181 199H184V202H186V200H185V198L187 199L188 197H190V199H191V197H193L192 196V194H191V196H189V191L188 190H191V188L189 189V186ZM262 185H264V183L262 184ZM261 185V186H262ZM153 186H155V185H153ZM176 186V185H175ZM250 186V185H249ZM252 186V185H251ZM256 187L258 186V185H255ZM80 187H83L82 185L80 186ZM144 187H147V186H144ZM149 187V186H148ZM169 187V186H168ZM254 187V186H253ZM259 187V186H258ZM64 188V189H63ZM105 188H107L106 190H105ZM195 188V187H194ZM260 188V187H259ZM262 188V187H261ZM264 188V187H263ZM68 189V190H67ZM99 189H101V188H99ZM101 189V190H102ZM150 189V188H149ZM156 189V188H155ZM175 189V188H174ZM258 189V188H257ZM40 190H42V191H44V192H40ZM64 190V191H63ZM101 190H99L100 191V193H102L101 192ZM107 190H109V191H107ZM171 190V189H170ZM262 190V189H261ZM264 190V189H263ZM164 191V192H165ZM179 191V190H178ZM79 192V191H78ZM81 192V191H80ZM113 192H110V193H113ZM151 192H153V191H150V193ZM155 192H156V190H155ZM163 192V191H162ZM176 192V191H175ZM180 192V191H179ZM174 193V192H173ZM77 194V193H76ZM98 194H99V192H98ZM103 194V195H104ZM109 194V193H108ZM108 194L105 196V197H107L108 196ZM165 194V195H164ZM170 194V193H169ZM175 194V193H174ZM101 195V194H100ZM110 195V194H109ZM150 195V194H149ZM171 195V196H172ZM75 196H77V195H75ZM112 195H110L109 197H111ZM165 196H167V197H165ZM81 197V196H80ZM114 197V196H113ZM148 197V196H147ZM169 197V198H168ZM104 198V197H103ZM119 198V197H118ZM149 198V197H148ZM174 198V199H173ZM200 198V197H199ZM82 199V198H81ZM121 199V198H120ZM179 199V200H178ZM195 199H198L197 197L195 198ZM202 199H204V198H202ZM202 199H200L199 201L197 200H195L194 202H191L192 200H194V199H192L191 201H189L190 203H192V207L194 208V206H196V207H202L203 209L201 210L202 212L204 211L205 212V210L207 211V208H204L203 207V202H204V200H202ZM140 200V201H139ZM150 200V199H149ZM177 200V201H176ZM117 201V200H116ZM122 201V200H121ZM146 201V200H145ZM115 202V201H114ZM119 202V201H118ZM150 203H151V201H149ZM154 202H156V206H155V203ZM126 203V204H127ZM87 204V203H86ZM128 204V205H129ZM149 204V203H148ZM147 204V205H148ZM81 205V204H80ZM96 205V204H95ZM125 205V204H124ZM141 205H143V204H141ZM144 205H145V203H144ZM143 205V206H144ZM147 205H146V207H147ZM150 205V204H149ZM191 205V204H190ZM109 206V205H108ZM116 206V205H115ZM152 206V205H151ZM158 206V207H157ZM176 206V208H181V207H177V205H175ZM82 207V208H83ZM97 207V206H96ZM113 207V206H112ZM145 207V206H144ZM144 207H142L141 208V210H143V208ZM145 207V208H146ZM190 207V206H189ZM192 207H190V208H192ZM195 207V209H197ZM207 207V206H206ZM243 208H245L244 206H242ZM241 207V208H242ZM93 208V209H92ZM110 208H111V206H110ZM148 208V207H147ZM238 208H240V207H238ZM237 208V209H238ZM240 208V209H241ZM243 208L240 210H238V211H242L243 210ZM96 209V208H95ZM131 209V208H130ZM130 209H129V211H130ZM136 209V208H135ZM138 209H139V207H138ZM263 210H264V207L262 208ZM28 210H31L32 212H33V220L34 221H32V224L33 225H31L30 223V221L27 219V218H24V216L26 215V214H24V216L22 217V215L23 214H21V212H25L26 213V211H28ZM111 210V209H110ZM120 210V209H119ZM140 210V209H139ZM145 210H147V209H145ZM173 210V211H172ZM183 210H185V209H183ZM186 210H187V208H186ZM188 210H189V208H188ZM187 210V211H188ZM245 210V209H244ZM195 211V210H194ZM262 211V210H261ZM148 212V211H147ZM171 212V213H170ZM189 212V211H188ZM96 213V214H95ZM132 213V212H131ZM169 213H170V215L172 214V218H169L168 216H169ZM185 213V212H184ZM242 213V212H241ZM261 213V212H260ZM260 213H258L257 215H259L260 216ZM29 214H30V212H29ZM86 214V213H85ZM99 214V213H98ZM118 214V215H117ZM122 215H124V211H123V213H121ZM120 214V215H121ZM134 214H135V212H134ZM133 214V215H134ZM143 214V213H142ZM156 214V215H155ZM87 215H88V213H87ZM128 215H131V214H128ZM240 215H242V214H240V212H239V216ZM263 215V214H262ZM30 216V215H29ZM86 216V215H85ZM94 216V217H95ZM204 216H205V214H204ZM211 216V215H210ZM237 216V215H236ZM238 216V217H239ZM243 216H244V214H243ZM246 216V215H245ZM244 216V217H245ZM256 217V215H253L252 217H251V221H253V222H251V223H249L250 222V220L248 219V223H249V230L250 231H252V229L255 227V223L257 224H261L263 221H262V219L260 218V220L262 221H260V222H258V220H259V218H257L256 217V219H253V217ZM264 216V215H263ZM263 216H262V218H263ZM83 217V216H82ZM92 219H90V218ZM241 217V216H240ZM239 217V218H240ZM244 217H241V218H244ZM247 217V216H246ZM254 217V218H255ZM70 219H71V217H69ZM89 218V219H88ZM13 219H14V221H15V223H13L14 225H15V228H16V230H15V232H12V233H14V234H11L12 236H10V235H8V228L10 227L9 226V224H10V221H12V222H14L13 221ZM31 219V218H30ZM80 219V220H79ZM138 219V218H137ZM169 219V220H168ZM245 219V218H244ZM244 219H242L241 221L242 222H244V221H246L247 220V218H246V220H244ZM253 219V220H252ZM176 220V221H177ZM235 219H233V221H234ZM236 220H237V218H236ZM264 220V219H263ZM130 221V220H129ZM191 221V220H190ZM238 221V220H237ZM34 222V223H33ZM65 222V223H64ZM73 222V221H72ZM99 222V221H98ZM97 222V223H98ZM105 223V225H103L102 223ZM146 222V223H145ZM201 222V221H200ZM227 222V221H226ZM225 222V223H226ZM230 222H232V221H230ZM229 222V223H230ZM96 223V224H97ZM133 223V222H132ZM135 223V222H134ZM174 223H176V222H174ZM191 223H193V222H191ZM228 223V222H227ZM226 223V224H227ZM228 223V224H229ZM240 223V222H239ZM246 222H244V223H242V225H243V227L245 228V229H247V227L248 226H246V224H248V223H246ZM12 224V223H11ZM10 224V225H11ZM35 224L37 225L36 227H35ZM95 225V227H94V225ZM147 224V225H146ZM149 224H151V223H149ZM153 224H152V226H153ZM154 224V225H155ZM172 224V223H171ZM225 224V225H226ZM231 224V223H230ZM258 224H257V226H258ZM65 227H64V226ZM127 225V226H128ZM141 225V226H140ZM181 225V224H180ZM183 225V224H182ZM224 225V226H225ZM239 225V224H238ZM70 226V225H69ZM138 226V227H137ZM143 226V227H142ZM166 228H165V227ZM186 226V225H185ZM13 227V226H12ZM12 227H10V230H12V231H14L13 229H11ZM71 227V226H70ZM74 227V226H73ZM150 227H151V225H150ZM154 227V226H153ZM242 227V226H241ZM100 228V227H99ZM156 228H158V227H156ZM186 228V227H185ZM223 228V227H222ZM239 228V227H238ZM244 228H242L243 230H245ZM70 229H72V228H70ZM127 229V228H126ZM158 229V230H159ZM182 229V228H181ZM228 229V228H227ZM241 229V230H242ZM74 230V229H73ZM124 230V229H123ZM128 230V229H127ZM175 230V229H174ZM184 230V229H183ZM222 230V229H221ZM223 230H225V228H223ZM222 230V231H223ZM240 230V231H241ZM98 231V232H97ZM122 231V230H121ZM178 231V230H177ZM182 231V230H181ZM128 231H125V233H127ZM158 232V231H157ZM174 232V234H175V231H173ZM172 232V233H173ZM224 232H226V230L224 231ZM223 232V233H224ZM124 233V234H125ZM129 233V232H128ZM147 233H148V235H150L151 237L150 238H152V239H154L155 241H153L152 239H150V238H148V239H150V241H153V244L155 245V242H156V247L154 248V246L153 247H151V249H149V247H150V244H152V242L151 243H149L147 246H148V249H147V253L146 252H144V250L143 251H140L141 253L142 252H144V253H142V254H140V256H138L139 255V249L137 250V249H134V247H132V243H134V242H132V240L134 239H136L138 236H141L140 234H144L145 235V238H146V235H147ZM160 233V232H159ZM168 233V232H167ZM172 233H171V237H173V235H172ZM182 233V232H181ZM250 233V232H249ZM73 235V237H72V235ZM161 234V233H160ZM163 234V233H162ZM161 234V235H162ZM188 234V233H187ZM225 234V233H224ZM251 234V233H250ZM99 235H100V237H99ZM116 235V234H115ZM148 235H147V237H148ZM165 235V234H164ZM177 235V234H176ZM175 235V236H176ZM182 235V234H181ZM184 235V234H183ZM182 235V236H183ZM186 235V234H185ZM226 235H228V233L226 234ZM178 236V235H177ZM103 237V238H102ZM114 237V236H113ZM127 238H128V236H126ZM160 237V238H159ZM169 237H170V235H169ZM168 237V238H169ZM179 237H181V236H179ZM177 238L176 239V241H180V243H182L181 242V240L184 238V236H183V238L181 239V240H179L180 238ZM120 238H122V235H121V237ZM164 238H166V236L164 237ZM71 239V240H70ZM117 239H118V236H117ZM147 239V238H146ZM145 239V240H146ZM148 239H147V241H148ZM173 239V238H172ZM187 240H190L189 238H188V236H187V238H186ZM216 239H218L219 240V238L218 237H216ZM230 239H232V237L230 238ZM236 239V238H235ZM111 240V239H110ZM114 241L116 240V237H115V239H113ZM127 240V239H126ZM133 240V241H134ZM175 240V239H174ZM185 240V239H184ZM194 239H192V241H193ZM234 240V239H233ZM65 241V242H64ZM72 241V242H71ZM108 241V242H107ZM123 241V240H122ZM137 241V240H136ZM136 241H135V243L134 244H136ZM146 241V242H147ZM215 241V240H214ZM232 241V240H231ZM237 242H238V240H236ZM111 242V241H110ZM149 242V241H148ZM65 244L66 243V245L67 244H69V246H67L66 247V249H68V250H66V251H63V252H65L66 254H62V256H66L65 258L63 257L62 258V256H60L61 254H60V252H59V250L58 249H62V248H57L58 246L60 247L62 244ZM115 243V242H114ZM113 243V244H114ZM177 243V242H176ZM179 243V244H180ZM236 242H234V244H235ZM109 244V243H108ZM144 244V243H143ZM152 244V245H153ZM166 244V245H167ZM184 244V243H183ZM192 244H194V243H192ZM230 244V243H229ZM232 244V243H231ZM230 244V245H231ZM238 244V243H237ZM169 245V244H168ZM174 245H175V243H174ZM73 246V247H72ZM138 246V245H137ZM172 245H170V247H171ZM177 245H175V247H176ZM234 246V245H233ZM261 246V245H260ZM259 246V247H260ZM73 248L74 250H73V252H72V255L69 253L70 252V250H69V248ZM87 247H88V249H87ZM230 247H232V245L230 246ZM72 248H71V251H72ZM136 248V247H135ZM173 248V247H172ZM177 248V247H176ZM262 248V247H261ZM57 249V250H56ZM65 249V248H64ZM165 249V250H166ZM187 249V250H188ZM230 249V248H229ZM235 249V248H234ZM142 250V249H141ZM175 250V249H174ZM7 251V253H9ZM68 251V252H67ZM76 252V255L74 254L75 252ZM138 251V252H137ZM146 251V250H145ZM222 251H224V250H222ZM231 251V250H230ZM234 251V250H233ZM152 252V253H151ZM166 252V253H165ZM167 252H168V255L167 256H169V252H170V254L172 253V255H174V258H178L179 257V260H181V261H179L177 258V261H178V263H177V261H175V259H173V260H171V257L172 256H169V260H170V262H168V261H166L167 259H168V257L165 255V254H167ZM188 252V251H187ZM230 253V252H229ZM20 254H22V255H20ZM153 254H154V256H156V258L157 259H154L153 257ZM201 254H202V252H201ZM204 254V253H203ZM202 254V255H203ZM20 255V256H19ZM69 255V257H67ZM71 255V256H70ZM77 255H79L80 256V258L77 256ZM183 255V254H182ZM195 255V256H194ZM200 255V254H199ZM198 255V256H199ZM202 255H200V256H202ZM0 256H1V254H0ZM75 256H77L78 258L76 259V257L74 258ZM138 256V257H137ZM166 256V258L165 259H163L164 257ZM73 257V258H72ZM149 257L150 256H145V259L147 258V259H149ZM72 258V259H71ZM159 258V259H158ZM0 259H1V261H3L2 260V257H0ZM66 261H65V260ZM73 259H74V261H73ZM152 259H151V261H152ZM197 259V258H196ZM224 259V258H223ZM72 260V261H71ZM158 260V261H157ZM164 260V261H163ZM194 260V261H193ZM152 261V262H153ZM155 261H156V263H155ZM197 261V260H196ZM5 262V261H4ZM176 262V263H175ZM223 262V261H222ZM225 262V261H224ZM223 262V263H224ZM146 263V262H145ZM144 263V264H145ZM149 262H147L146 264H148ZM151 263V262H150ZM149 263V264H150ZM1 264V263H0ZM3 264V263H2ZM151 264H153V263H151ZM221 264V263H220ZM249 264H264V247L262 248V249H258V251L254 254V257H252L251 258V260H250V262H249Z\"/></svg>","mask_w":264,"mask_h":264}]
</instances>
